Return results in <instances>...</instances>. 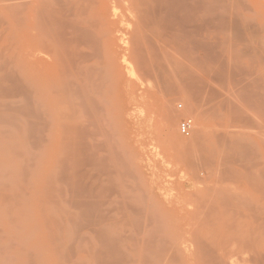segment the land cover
Wrapping results in <instances>:
<instances>
[{"label": "rangeland", "instance_id": "374dc122", "mask_svg": "<svg viewBox=\"0 0 264 264\" xmlns=\"http://www.w3.org/2000/svg\"><path fill=\"white\" fill-rule=\"evenodd\" d=\"M17 1L16 0H14V2L11 1L10 2L11 4H9V0H7V1L6 0H1L0 1V16H1L0 17V20H1L0 23L2 24V25H0L1 26L0 27V34H1V36H0V54L5 55L6 54V50L11 49V50L8 51L9 53L7 52V54L5 56L0 55V56H2V58L3 57L4 58L6 57L5 58L6 60H3V61H6V63L2 62V59H0L1 60V64L3 63L2 64V67L0 65V69L3 68L4 65L6 67L9 64V62H12V63H10V65L13 64V60L15 62L14 64H16V59H17V57H16L17 55L16 54L18 52L15 51V50L17 49L16 46L18 47L17 44H19L17 42H18V38H19V36L21 34V31H20V28L21 27H19V25H16L15 26V23H17V24L19 23L20 24L21 21L20 22H17V21L15 22V20H18V19L21 20L20 17L22 16L21 11H19L18 8H17V6H15ZM19 1H18V3H19ZM235 1L238 2L240 0H235ZM242 1H241L242 3L239 2L238 5H236L237 2H234V3H236L235 5H234V3L233 4H230L231 6L228 7L227 12L229 13V12H233L234 11V12L237 13V11H238L237 14H239L240 17L243 16L242 17V20L243 21L246 20V19L248 21V17H249L250 21H253V25H254L252 27L253 29L250 28V30L248 32L247 31H244L242 33L240 32L237 35L235 32H231V31L227 30L226 28L225 29H222V30L213 28L212 29V44H213V47H214L213 50H215V51L210 52V54L208 55V57H206L205 59L204 58H202V59L200 58L201 61L203 60L202 62L199 59H197L196 57H194V58H196L197 61H200V64H198L197 61H195L197 63V64H195V63H193L194 61L192 62V60H190V59H193L191 57L189 58V55H191L192 53L189 54V51L187 53L186 52L187 50L185 48H184V50H186V51L185 52L182 51L183 47H181L182 48L181 49L180 46H182L183 43L181 41H180L181 43L178 41L180 43V45L178 47L177 42H174V43H176V44H174V43H172V41H171L172 39H171L170 40L171 47H170V45H167L164 48H162L161 53H158V55L161 54V56L159 58V62L160 63H157V64L153 63V64H155L157 66H158V64L159 65L161 64V67L158 66L159 70L158 69L154 70V67H152L153 69H148V71L149 70L150 71L151 70L152 71H155V72H152L151 71L152 74L149 71L150 72L149 75H147V74L144 75L143 72H139L138 70H137L138 72L136 71V69H137L136 67L137 66L135 67V64H134V63H136L135 62L136 61L135 60L136 57H133L134 55L132 56L133 60H135L133 62V60H132V58L130 56V53H128L126 51V46H127V44H129L128 43L129 42L128 39H129V36H130L128 34L131 33V32H133L131 29L135 26V25L134 26H132V25L134 24V21L137 18L136 17V13L134 11H131L130 7H128L126 5H123L124 6L123 7L122 5H120L118 3H115L117 7L120 6L119 8H116L115 7V4H114L115 10H118V12L115 11L116 17L114 19H116V21L124 20V22H125L124 25L117 26V32L115 33V38H120L121 37L119 39V41L117 39L116 42L117 43L119 42L118 44L120 45V47H122L121 50H119L120 52H119V55L117 57V62L120 65L119 68H120V73H121V74H119V73L118 74L120 76H122L123 79L121 80L122 82L121 81H118L119 78H118L117 74H115V73H113V74L112 73H107V74L106 73H103V74L100 73L101 74V77L103 76L105 78V81H107L109 78L111 79V81H113L111 83L110 79L108 80V81H110L111 87L114 88L113 89V92L107 93L109 95H105L104 97H101L99 95L96 96V95L93 94L94 100L96 101V99H98L97 103L94 102L96 104V105L95 104L94 105L97 106V104L99 103L98 106H100V107H97L96 108V111H97V109L100 108L98 110V112H96L95 110H93V114H94V111H95L96 114L97 113L98 114H97L96 117H92L93 120L92 119H88L89 117L91 118V116H89L87 118L86 115H82V117L80 116L81 118L79 119L80 120L79 123H82L83 122L82 124L84 126L86 125L87 126V127L85 126L86 129H89V130H90V125L91 126L93 125L92 128H94V129H91L90 131L89 130L87 131L85 129L86 131H84L85 132L84 134L86 135V137L88 136L86 138L87 141L85 139V135H83V136L80 135V137H79V134H78V136H77L78 138H81L79 144H81V145H84L85 144L86 145V142H88V141H90V143L88 142V144H91V145H88V144L86 145L87 148H88V150H87L86 146L84 145V146H82V149L84 148V151H82V152L79 151L82 154L81 157H83V159H84L83 161H85L83 164L84 165L87 164V165H85V166H87L85 168V169H87V171L84 170L85 171L84 173H86V175L89 174V173H91V175L93 176V174H95L97 172L95 174L96 177L94 179V181L96 180L95 181L96 184H95V182H94V184L97 185V182H98V184H101L102 183L101 185L95 186L93 184V182H90V183H92L94 185V187H96L97 194H98V190L100 191L99 192L100 195L98 194L99 195V197H98V195L95 193L97 195V197H95L94 195H90L89 197H87V199H85L86 201H90V200L93 201V198H95L94 199L95 201L98 200L100 203H104V205L98 203L100 205V206H98V204H94L93 203L94 201L93 202L90 201V203L98 206L97 209L95 208L96 210H95L94 213L91 212V210H89V212L91 214H95V216L93 215V217H91L90 213L88 214L89 216H86V214L88 212L85 211V207H83L84 208V211L86 212L85 214H82V212H84V211H82V209H83L82 207H78L79 210L77 208H75L76 209L75 210L74 208H72V206L69 207V203H67L68 202V198H67V200H65L67 196H66V193H65V185H64V183L62 185L61 184L62 182H60V183L57 182L58 184L55 185L57 188L54 187L56 190L52 187V185L54 184V182H53V184H51L52 182L51 183L49 182V185L47 184L48 183L47 182L44 185V183L47 181V180H45V178L47 177L46 176V173L49 174V172H50L49 169H48V167L51 168V169L53 168L54 173L56 174L57 173V169L56 168L59 167V166H63V164H64L63 162L62 163H59L61 160L59 161V159H56V158H58L57 156L62 153V152H58V150H60V149L62 150L63 149L62 150L63 153L65 151H68V153H69V149L68 150H65L66 148H68L67 147L68 146V144H67L68 136L65 135L66 138H67L66 139L63 132L57 131V125L60 124V123H57V122L61 121V119L60 120H57V118H55V121H54V118H53V120H51V124L55 122L53 124V126H55V124L57 123V125L55 127H53L54 129L51 128V127H48L46 125H43V124L50 125V121H49V124H48L47 123L48 120L45 122L44 118H43L44 121H40L39 122L38 120H36L37 116L34 114L36 112V110L34 109L35 106H34L33 98H31V95H30V94H32L31 93V90L32 89L30 87L31 90H29V86H26L27 80H25L24 83L22 82V80H24L22 78L23 75L22 74L20 75L19 69L18 70L16 69V71H15V68H17V66L15 67L14 64H13V65H11V66H14L12 68L9 65V67L12 68V70H14V73H12L13 71H11V69L8 68V67L7 68L9 69L10 72L7 71L8 70L7 68H3L2 70H0V71H3L4 70L2 73L0 72V75L1 74H5V73L8 72L5 76H1V77H5L4 79L3 78L0 79V80H2L3 86H5V87L0 88V93L1 92H2V94L5 93V96H4V94H3V96L6 97V98H4L0 94L2 96V97H0V104L2 106H4V107H0V130H1L0 131V224L3 225V226L0 225L1 226L0 231H1L2 227H3V229H2L3 231H1L3 233L0 232V247H1L0 248L1 249L0 250V255H1L0 258H2V259H0V264H5V263L6 264H50V263L52 264V262H54L53 260H55V264H79V263L82 264L83 261H84L83 264H85L86 262H87V264H94V262H95L94 260H96V262H98V260H99V262L97 264H99V263L102 264V263L105 262L106 258H108L107 256H110L111 255L113 257V252H114L115 259H116V257H118L116 254H119V257L118 258H120V256L122 255V257H124V259L126 260V262H124V260L122 258H120L121 260H123L122 261L123 263L121 262V260H119V264H120V262L122 264H134V261L133 260L136 261L135 264H138L139 263V259H141V262L139 264H143V261L144 260H147L145 258H148V260H149V261L147 260L148 262L151 261L150 264H157V263L158 264H163V263H165V261L163 262V260L161 258L164 255V253H165L164 256L166 257V258L164 257V259H167V258H169L171 256L169 258L171 260L172 257L174 256V254L176 252H179V249L180 250H183L184 248H186V249H184L185 250V253L183 252L184 251L183 250V251H181L182 254L179 252L180 254L178 253L179 254L178 256L176 255L177 254L176 253L175 254V257H173V258L178 257L180 259L181 256H182V258L180 260L181 261L184 260V262L183 261L181 262L180 260H179L180 261L179 262L178 261V258L176 259L179 262V264L180 263L181 264H183V263L184 264H195V263L197 264V262H198V264L199 263L201 264L202 259H199V261L201 260L199 262L198 260L196 261V258L198 256H201L202 252L204 253V255L202 254L201 257L205 256V259L206 260H209V259L212 258V256H214V255H212L211 252L215 253V255L216 254L218 255V253H221V252L222 253H224V252L226 253L227 252V254H225V253L222 254L221 253L218 256L216 255L218 257V259L217 258H214V259L212 258L213 260L211 259V261H212L213 264H216V262H213V261H215V259L219 260L220 258L223 260L222 264L223 263H226L228 258L229 259H228V263L227 264H235V263H238V264H241V263L246 264L248 261H250V259L256 257V255L259 253L258 251H260L261 254H263V252H264V246H262V245L264 244V241H263L264 231L262 230V227L264 226V224H263V226L261 228L258 227V226H261L262 225L261 224L262 223V220H264V218H262V216L264 217V215H259L260 213H262V210H261V212H259L258 210H260V208H261L262 205L264 206V194H263L264 190H263V192H261L262 193V196H263L262 197L261 195H259L260 194L259 193L260 191L257 194V192L255 193L250 188H247V187L251 186L252 184H254V182L253 181L251 182L250 181V178L248 180V178L245 177V176L244 177H245V179L247 178L248 183L250 181V183H252V184H250V185L249 184H246L247 182L245 181L244 182L245 184L243 185V183L240 181L241 182L240 183V186L238 185L239 184V180H242L244 178V177L241 178V175L239 174L240 173L239 171H241V170L243 171V166L240 167L241 165H238L237 164L239 162L237 161V163H236L235 162V159L233 160L232 158H231L232 161H234L235 164L238 165V166H236L235 164H232L231 162H229L230 164H227L228 161H227L226 158H228V156H229V153H230L229 151H228V154L225 155V157L227 156L226 158H224V156L222 157L221 164L224 163L223 164V167H225L224 166L225 163L228 165V167L229 166L236 167L235 169H233L234 167H231L232 169L229 167V169H231L233 172L235 170V174L238 173V175H240V179H239V177H237L238 180L236 178H234V177L237 176V174L234 177L232 176V179H235L236 182L238 181L237 183L234 180L230 181L229 179H231V178H227V177L226 178L229 181L226 182V183L223 181V179L225 177H223L221 175V174H223L222 172H224V171L227 172L229 170L226 171L227 166H226V169L225 168L222 169L220 167L222 165H220V166L218 165L219 168L215 167L217 169H220V172H221L220 177H219V174H218L220 172L217 173V170H216V172L214 173L213 170L215 171V169H213L212 170V176L211 177L209 176L210 179L208 178V180H206L207 178L206 179H205V177L203 178L205 180V182L200 183L199 180L203 176L196 175L195 173L194 174L196 176H198L199 179L198 180L197 179H193L192 172H194V171L197 172L200 168L197 167V166L196 167L195 166L194 167L191 166V169H189V165L186 164V163H185V168H184V162L181 161L182 160V156H184V155H180L181 153L178 152L179 150L174 149L170 145V143H169L170 141H169L168 136H165L164 135V133H166V135H167V129L164 128L165 127V124L163 123L165 121H163V119H162V118L165 119V117H163L164 115L162 116V118L160 116V115L163 114L162 111H164V108H162L163 106L164 107L166 106L167 108L170 107L168 104L167 105H163L164 104V100L167 102V100H170V98L171 99L172 98H177V101H175L173 99L175 102H177L176 104L173 103L174 102L173 100H172L173 102L170 101V103H172V106L173 105L174 106L176 105L174 107V110L173 111L180 109L179 107H177L178 104H179L178 106H181L183 109H185V110H186V108L188 109V110H186V112H185V110L182 112L183 109H180L183 114H180V116L178 117V123L176 125L177 127L175 128V131L178 132L177 133L178 137L180 135L182 138H184V139L186 138L187 139V138H190L191 136H193V133H194V130H195L196 124H197V118L199 116H200L201 121L204 119L202 122L204 123L205 127L208 129L207 130L208 132H206V134L208 135L209 130L211 129V124H209V122H211V121H210V118L208 119V116H209L210 112L207 114V109H206V108H208L207 105H206V103L208 104V102L205 103V100H207V99L206 98L204 99V97H203L204 95L201 92L200 93L203 96L202 97L201 96L199 97V95H201V94L200 93L199 94L197 93L198 90L196 91L194 89V91L197 94L194 93L193 92V89H189L181 81H178L177 86L176 85H173V83H176L175 78L180 79V78H182L183 75L184 76H185V74L188 75L189 73H191L192 71H194L192 73L195 74V75L192 76V77H195L198 74L196 76L197 77L196 79H198V78L201 79V77H199V75L202 76V79H201L202 82L199 83V84H202L203 83L204 85H206V84L207 85H210V86L213 85V86H215L216 89H218V90L221 91V85L225 84V81H226L225 79L226 78L224 79V82L223 83L218 81L219 82V83H217L218 86H217V84H215V82H217V80L214 81L211 78H210V80H212L213 82L210 81V80H208V78H209L208 76L210 75V77H212V75H213V74H210L209 72L210 71H213V70L214 71L215 70L217 71V69L220 68V65H221V68L225 71V73L226 72H230V74L231 73L233 74V75L231 74L233 76V78H235V77L237 78V79L236 78L235 79L230 78V79H232L231 82L229 81L230 79H227V81H229L230 83H234V82L236 83V81H238V82L240 81L241 84L237 82V86L238 87H242V89H240V90H243V91H241V92L244 93V94L247 93L246 94V96L248 95L247 98L254 96L253 98H251V101L252 102L249 103L250 100L249 99H246L245 98L246 97L245 95L243 96V94L239 93L240 96L239 95L236 96V93H235V94H233L235 96L234 100H237L236 102L234 101L235 104L237 103L238 106H239V108L241 107V108L244 109L245 115L246 114L247 115H250V117H253L252 120L253 119L257 120V121L254 120L255 122H253V123H255V125H258L260 123L259 125H262V127L264 129V121H263L264 120V112H263L264 111V109H263L264 108V106H263L264 105V55H261L260 56L259 53L255 55L253 52H251L252 49H253L252 47H255V45H256L255 41L256 42L260 41L259 42V43H261L260 44V47L262 46L261 49L264 50V29H263L264 28V0H242ZM244 2H245V4H243ZM10 6H13V7L11 8ZM6 8H9L10 10L9 9H6ZM11 9L12 10L14 9L16 12L13 11V13H14L13 14L12 11H11ZM18 13L19 14L21 13V16ZM131 13H133V15ZM236 13H234V14H236ZM239 15H238V17H239ZM10 16H12V17H10ZM13 16H14V19H13ZM16 17H18V18H16ZM235 17H237V16H235ZM254 19H255V21H254ZM238 20L239 21H242V20H240V18H238ZM136 21H135L136 22L135 24H137L139 22L138 21V18L136 19ZM128 23H129V25H128ZM13 26H15V28ZM131 26H132V28H131ZM140 27H142V26L140 25ZM5 28H7V29H5ZM134 28H136V27H134ZM4 29H5V32L3 31ZM141 29L144 30V31H146L144 29V27L141 28ZM146 29H147L146 32L148 33V29H150V28L146 27ZM130 30H131V32H130ZM151 30H152V28H151ZM144 31H143V33H144ZM250 31H251V33H250ZM252 31H255V32L252 33ZM2 32H4L3 35H2ZM9 32H11V35H13V37L10 38L11 40L8 39V36L10 37V35H9L10 33ZM155 32L156 31H154L153 33L155 34ZM143 33H141V34H143ZM147 33H146V36L148 35ZM153 33L151 34L149 32V34H151V35H153ZM6 36H7V39L5 38ZM259 37H260V39H263V41L260 40ZM155 38L156 37H154L153 39L155 40ZM163 38L164 39H167L165 37H163ZM123 40L124 41L126 40L125 41L126 44H125V42ZM12 44H13V46H12ZM173 44L176 45V46H174ZM251 45H252V47H251ZM4 46H5V49H3ZM144 46H146V44ZM6 47L8 49H6ZM248 47L251 50H249ZM146 48H147V46H146ZM144 49L145 48H143L142 53L144 51H146ZM246 49H248V51ZM253 51H254V49H253ZM11 53H13V54H11ZM36 53H37V49L34 50V51H30V54L36 55ZM185 53L188 54V56ZM13 55H15L16 59H14L15 57L14 58L12 57V59H13L12 60V59H10V56H13ZM144 55H145V53L143 54V56ZM149 56L147 54V56L145 57V60H144L145 61L144 63H146L148 61V63H146L147 65H149L152 62V61H149V58H150ZM256 56H258V60L256 59ZM192 57H193V54H192ZM260 57H261V59H260ZM8 58H9V60H8ZM146 58H148L147 61H146ZM153 62H158V59H154ZM143 66H146V65H143ZM147 67L148 66H146V68ZM146 68H141V69L138 68V69L140 71L142 69H143V71H147ZM11 73L13 74V76H12ZM207 73H209V74L207 75ZM94 75H95L94 77L92 76V78H93L92 80H95V78L97 76H99L98 73L97 74L95 73ZM6 76H7V78H6ZM17 76H18V78H17ZM107 76H109L108 79H107ZM164 76L167 77L166 84L163 83V79L165 78ZM204 76H205V79H203ZM232 76H230V77H232ZM10 77H11V79H10ZM19 78H20V80H19ZM21 78H22V80H21ZM98 78H100V77H97L96 80ZM116 78H117V80H116ZM99 80L102 81L101 78ZM201 80H199L198 82H200ZM203 80L204 81L205 80L206 81L207 80L210 81V84H209L208 81L205 82L206 83L205 84L203 82ZM233 80H235V81H233ZM222 81H223V79H222ZM211 82H212V84H211ZM18 83L21 84L22 87L20 85H18ZM99 83H100V87H102L103 84H104V83L101 84L102 82H99L98 81V84ZM2 84L0 83V87L2 86ZM16 84L19 87H21V88H19ZM22 84L25 85V86L23 87ZM106 84L104 86H106ZM112 84H114V85L112 86ZM219 84H221L220 87H219ZM6 85H8V86H6ZM229 85H228V87H230L231 91H233V89L235 88V87L233 88V86H236V85H233V84H232L233 86L231 84H229ZM244 85H246V86H244ZM104 86L102 88V93L104 91ZM228 87H226V89L224 88L225 91L227 89H229ZM3 88H4V90H3ZM9 88H10V90H9ZM11 88L12 89L17 88V90L14 89V91H13ZM22 88L24 90H22ZM19 89H20V93L25 95L24 96L25 98H23L22 95L19 94V92H18ZM105 89H108V87L106 86ZM5 90L7 92H5ZM21 90H22V92H21ZM234 90L236 91V88ZM237 90L239 91V89H237ZM110 91H111V89H110ZM235 91H233V92H235ZM26 92H27V95H30V100H27L28 103L25 101V99L28 98L27 95H26ZM257 93H258V95H257ZM6 94H8L9 97ZM195 94H196V96H195ZM250 94H251V96H250ZM241 95H242L243 98L241 97ZM260 95H261V97H259ZM12 96H14V97H12ZM16 96H18V97H16ZM105 97H106V99H104ZM103 99H104V101H103ZM201 99H203L204 101L201 100ZM254 99H256V100H254ZM23 100L25 101V105L23 103ZM14 101H15V104H14ZM6 102H7L8 105L6 104ZM10 102H12L13 104H11ZM30 102H31V104L33 106V107L31 106V108H33L34 111H35L34 113H32L33 112L32 111L33 109L30 110V111H28L30 109V107H29L30 106L29 105ZM260 102L262 103L261 106L259 104ZM26 104H27V106H26ZM209 104H210V102H209ZM8 106H9V110H8ZM17 106L18 107L20 106V107L18 108ZM22 106L23 107L25 106L26 108L23 109ZM208 106H210V105H208ZM21 107H22V109H21ZM28 107H29V109H28ZM101 107H102V109H101ZM175 108H178V109H175ZM239 108L237 107V109H239ZM14 109H16V110H14ZM258 109H259L260 113H259ZM241 110L242 109H240V111ZM252 110H253V112H252ZM16 111H17V113H16ZM21 111L23 113L26 112V114H28V112H31V111L32 112L29 113V116L26 118L27 115L23 114ZM203 111H206V112H204V113H206L204 115H208V116H206L207 119L206 118H203V119L201 118V117H205V116H201V114H203L201 112H203ZM100 113H101V115H100ZM30 114H31V118L33 117L32 114H34L36 116L35 118L33 117V119H32L33 121L35 119V122L37 121L38 124H40L42 126H46L45 128L46 129L49 128L48 130H50V132L49 131H46L45 132L46 129L43 130V131L41 129L39 130V129L36 128V127H39V125L37 123H36L37 125L34 124L35 125V127H34L31 124L32 121H27V119L28 120L31 119L30 118ZM175 114L178 115L179 112H177V113L175 112ZM260 114H263V115H260ZM15 115H16V118L18 116V119H20V120L14 121V119H16V118H14L13 116H15ZM242 115L246 118V116L243 114V110H242ZM8 118H10L11 119L10 121H12V122H9L7 120ZM78 118H76V119H78ZM3 119L7 120L8 123H12V124H9L8 125ZM39 119H41V118H39ZM82 119H83V121H82ZM185 120H191V122H192V130H191L190 135L188 137L182 136L180 134V132H179V126ZM207 120H208V122H207ZM2 121H4L5 123L3 122V124H2ZM91 121H92V123H91ZM14 122H15V124L17 123L18 125L16 126L15 124H13ZM27 122H31V123H29V124H31L29 127L32 126L31 128H34V129L36 128L34 130V132H31V131H33L31 129H30L31 131L29 132L30 135L31 136L34 135L35 138H34V136L32 138L29 134H27L28 131L26 133L25 130H28L29 129V127L26 129L27 125H29ZM35 122H33V123H35ZM62 122H63V120H62ZM256 122L257 123L259 122V123L257 124ZM25 123H26V125H25ZM87 123H89V125ZM88 126H89V128H88ZM160 126H161V129H160ZM248 127L245 126V128H248ZM240 128L239 129L237 128L236 130L239 131ZM242 128H243L242 130L245 131V134H247L246 136L244 135L246 137V138H244L245 140L247 139V137L248 138L249 137H256L255 136V133H251V132H253L252 130L255 129V126L252 127V125H251V128L250 127L248 128V131H250V133L248 131H246L244 129V127H242ZM249 129H252V130H249ZM37 130L40 131V133L42 134V137H43V140H42L43 142H40L41 143L40 145H39V143L38 144L34 143V141L35 142H39V139L41 138L40 137V134L38 135ZM163 131H165V132H163ZM243 131H240V133L241 132L242 133H241V135L239 137H242V138L244 137L243 136ZM262 131H264V130H262ZM262 131H261V133L264 134V132H262ZM43 132H45V133H43ZM59 132L60 133H63V135L61 137L64 136V138H62L61 145L63 146V143H64V147L60 146V144H59L60 143L59 140H61V138H60V135L61 134H58ZM87 132H88L89 135L87 134ZM24 133H26V134H24ZM261 133H260V136L263 135V134L261 135ZM80 134H82V133H80ZM248 134L249 135L252 134V135L249 136ZM93 135L95 137H93ZM28 136H30V137H28ZM260 136H259V139H261ZM181 137H179V138H181ZM91 139H92V141H91ZM262 139H264V138H262ZM81 140H83L82 141L83 143L81 142ZM64 141L66 142V144H65ZM242 142L245 143V141H243V139H242ZM263 142H264V140H263ZM33 143L36 144V145H38V146L36 147V145H34ZM54 144H56V145H54ZM65 145H67V146L65 147ZM92 145H94V146H92ZM198 147L199 146H197V148ZM89 148H90V150H89ZM197 148H194V149L198 150ZM199 148H200L199 151L201 153L203 151V149H201L202 146H200ZM194 149H192V151ZM79 150H81V149L79 148ZM196 150L193 151V155L194 156H195V153L194 152H196ZM89 151L90 152L93 151V153L90 154ZM192 151H191V153H192ZM208 152L207 151L204 152L205 154L202 153L203 154L202 157H200V155H201L200 153H196V154H200L199 155L200 158L198 157V155L195 156V157H197V159L200 160L201 158L203 159V157L205 155V157L208 156L209 159H210L212 157V155H211V153H208ZM68 153L65 152V155L64 154L63 155L64 156L69 155ZM83 153H85V154H83ZM50 154L51 155L54 154V155L51 156ZM87 154H88L89 157L88 156H84V155H87ZM94 156H95V159L94 160L97 161V162H95V164H93L94 161L92 160L94 158ZM49 157H51V160H50ZM62 157H61V159H62ZM85 157H87L89 159L91 158V160H87V158L85 160ZM97 157H98V159H97ZM41 158H43V160ZM53 158H54V160H52ZM63 158H65V157H63ZM100 158H101V160H100ZM185 158H187V157H185ZM44 159H45V161H44ZM55 159L58 161L59 164L56 162V164H55L56 167H53V165H54L53 163H55ZM193 159L195 161V158H193ZM197 159H196V161H197ZM206 159H207V157L205 158V160ZM224 159H226V161ZM231 159H230V161H231ZM41 160H42V162H41ZM184 160H187V159H183V161ZM261 160H262V158H261ZM101 161H102V163L99 164V162H101ZM260 161L259 162H256V163H259L260 164L261 162H263L262 164H264V159L261 162ZM89 162H92V164L91 163L89 164ZM185 162H187V161H185ZM201 162H204V159ZM49 164H50V166H49ZM84 165H83V169L85 167ZM255 165L258 166L257 164H255ZM260 165H259V168L261 167V171L259 170L258 167L256 168V166L255 167H252V168H255L256 170L262 172V168H263L262 166L263 165H261V166ZM88 166H92L93 168L92 167L89 168ZM95 166H97V168ZM202 166H205V165H201V167ZM207 166L208 165H206V167ZM206 167L205 168L202 167L203 169L201 168L202 170L200 169L201 171L199 170L198 172L200 174H202L205 171L204 172L205 175L203 174L204 176H207V174L211 175L210 174L211 173V170H208ZM39 168H41V169H39ZM63 168H65V167H63ZM104 168L106 170H104ZM186 168L189 169V170L187 169V172L184 171ZM252 168L250 167L249 169H246V168H244V169L246 171L249 170V172H250V169L253 170ZM55 169H56V172H55ZM88 169H89V172H88ZM192 169H194V170H192ZM41 170L43 171V173L41 172ZM53 170H52V172H53ZM100 170H101V172H100ZM191 170H192V172H191ZM231 170H230V172H231ZM254 170H253V172L255 174V171L256 170L255 171ZM263 170H264V168H263ZM44 171H46V172H44ZM188 171H189V173H188ZM206 171H207V174H206ZM208 171H210V172H208ZM258 171H256L257 172L256 173L257 177L256 176L255 177L258 178V179L260 177L261 178H264L263 177L264 174H263V176L262 175L260 176V174H262L264 172L258 173ZM93 172H95V173H93ZM225 172H224L223 175L228 176V174H230L228 172L226 174ZM39 173H41V176H40ZM102 173H103V175H102ZM252 173H250V174H252ZM232 174H234V173H232ZM241 174L243 175V173H241ZM246 174H247V172H246ZM250 174L248 173V175H250ZM258 174H259L260 177H258ZM182 175H183V177H182ZM244 175H245V172H244ZM50 176L51 175H49V177H47L46 179L51 178ZM110 176H112V177L110 178ZM43 177H44V179H43ZM55 177H56V175H55ZM97 177H99V178H97ZM53 178L54 177H52V180L51 179L50 180L53 181L54 180ZM216 178L217 179L219 178L218 179L219 180L218 182H217V179ZM256 178H255L254 181L257 180ZM108 179H110V180H108ZM215 179H216V181H215ZM35 180L38 181V183H36ZM40 180H41V182H40ZM44 180H45V182H44ZM196 181L197 182L199 181V182L197 183ZM259 181H262V183L261 182L258 183V180H257V183L258 184H260V185L263 184L261 187H259V189H261L262 187L264 188V181H263V179L262 180H259ZM33 182H35V183L32 184ZM99 182H101V183H99ZM201 182H202V180H201ZM229 182H230V184L232 183V185L235 183L236 184L235 185L236 186V189L234 188L235 187L234 185L233 186L231 185L234 188L233 189L229 185ZM90 183H88V184H90ZM217 183H219V184H217ZM39 184H41V186L44 185V187L42 188L41 186H39ZM50 184H51V187L53 189L50 188ZM103 184H104V186H103ZM195 184L196 185L197 184L200 185V187H198V185L196 187ZM110 185H111V187H110ZM212 185H213V187H212ZM214 185L215 186H218L219 189L222 187L223 190L221 189V191H224V192H223L222 196H220V197H222V199H224V197L227 196V197H225V200H226V198H228V200H230V202H231L230 203L228 201V203H230L228 205L233 204V205H231V207H229V210L232 209V206H235L234 209H232V210H234V213L233 214H231L232 213V210H230L229 212H227L226 211V208H224L225 205H227V203L223 202L222 205H224V207L223 206H219V205H221L222 202L220 201V198H218V200H216V199H217V196L218 195H221V194H219L221 191H219V193L217 195V193H216L215 190H217L218 188L215 189V186ZM247 185H249V186H247ZM99 186H102V187H99ZM209 186H211L212 189H215V190H212L211 187L208 189ZM228 186H230V188ZM40 187H41V189H43V191L40 189ZM104 187L106 189H104ZM252 187H253L254 190L257 189L256 188V185L251 186V188ZM97 188H101L102 190L97 189ZM231 188H232V190H231ZM210 189L213 192L215 191V193H213ZM238 189H239V191L240 190L242 191L240 193L242 194L243 197L245 195H246L245 197L248 196V198H245L244 197L246 200L248 199L247 200L248 202L245 199H243V198H239V196L237 194L238 193V191H237ZM38 190H41V191H38ZM198 190H200V191H198ZM207 190H209V191H207ZM234 190H236L237 193H235L236 191H234ZM108 191H109V194L107 193ZM231 191H233L232 192L233 194L235 193L234 194V197H236L235 198V199H237L236 201L233 200V198H234L233 196H232L233 197L232 199L230 198L231 196H228V195H232L231 194ZM37 192H38V194H37ZM207 192H209L210 195L207 194ZM34 193L37 194V198L34 195ZM105 193L107 194V196H106ZM120 193L121 194L123 193V194L121 195ZM191 193L195 197H196V195L198 197H200V196L201 197L200 198H197L196 197V199H195V197L193 198V196L192 197L190 196V195H192ZM204 193L207 194L208 197L210 196L209 198H211V199H209L207 196H205L206 199H209L211 201L213 199V201H212L213 203H211V201H210L209 204H211L212 208H214V207H216V208L215 209H212V211L210 209L211 207L208 206L209 204H207V206L209 207L208 211L205 210L207 208V206H206V208L204 206V209L202 208L203 205H205L206 203L205 204H201L200 203V205H202V207L200 209H198L199 208V203L197 201L198 200H201L204 197V195H205ZM211 193L214 194V195L216 194V196H214V197H216L215 200H214V198L211 197V196H213ZM244 193H245V195H244ZM104 195H105V198H104ZM110 195H111V197L112 196L113 197L111 198ZM118 195H119V197H118ZM223 195H224V197H223ZM249 195H250V197H249ZM50 196H51V199L53 201L50 199ZM259 196H260V198H259ZM251 197H252V199H249ZM89 198H92V199H89ZM96 198H99V199H96ZM189 198H190L191 201H189ZM254 198H257L258 201L255 200ZM203 199H205V198H203ZM105 200L108 201L109 203L106 202ZM184 200H185V202H184ZM249 200H254V204H255L254 206L256 207V209L255 210L253 209L254 210L253 211L252 208H251L250 210H252L253 212L258 211V212H255V213L251 212L253 215H256V217L257 216H260L259 218H256L255 217V219H258V221L256 220L258 224L256 223L255 219H254V221H255V224H254V222H253V218L254 217L253 216H250L248 214L249 213V211H248L249 207H253V206H249V204L253 205V202L252 201H249ZM65 201H67V202H65ZM202 201H203L202 203H204L206 200L205 201L202 200ZM217 201L218 202L220 201L219 202L220 204ZM237 201L240 203V205H239V203L238 204L236 203ZM242 201H244L245 203L247 202V204H245V205H247L248 208L246 206H242L243 205L242 204ZM256 201L259 202V203H257ZM126 202H127V204H126ZM196 202L198 204H196ZM199 202H201V201H199ZM208 202L209 201H207V203ZM96 203H97V201H96ZM111 203H113L114 205L111 204ZM117 203L120 204V205H118ZM128 203L130 205H128ZM133 204H135V205H133ZM189 204H191L190 207H189ZM258 204H260V205L262 204V205L261 206L260 205L258 206ZM126 205H128L129 207H127ZM90 206L91 205H89L88 207H90ZM141 206H142V209H141ZM195 207H196V211L199 212L198 213L199 215H197V212L194 213ZM217 207H220V208H217ZM244 207H245V209H247V211L243 209ZM80 208H81V211L82 212H80ZM98 208H100V209L102 208L101 210H103L102 211L103 213L100 212ZM125 208H127L126 211H125ZM221 208L222 209L224 208L223 210L226 211V212L224 211L226 213V215H228V213H229L231 215L230 216L231 218H232V215H233V217L236 216L235 218H232L233 220L235 219L236 222L233 221L232 219L230 220L229 219L230 217L229 216H226L225 213L223 212V210L221 212ZM263 208L264 207H262L261 209H263ZM86 209H88V208H86ZM91 209H94V208L91 207ZM144 209H145V211H144ZM235 209L238 210V211H240V210L243 211V212H241V213H243L241 217L245 221H243V220L241 221V217L238 215V214L241 215V213H239L237 211V213L235 214V211H236ZM122 210H123V212H122ZM213 210H215V211L216 210H219L220 213H218V211H216V213H215V211H213ZM227 210H228V207H227ZM98 211L100 213H102V214H99L102 217L99 216L98 218H95V217H97L96 216L97 213H99ZM210 211H211V213H210ZM72 212L74 214H76V215H74ZM106 213L108 214L107 216H106ZM135 213H136V215H135ZM193 213H194L195 217H194ZM205 213H206V215L203 216V214H205ZM207 213H208V215H207ZM103 214L107 218L111 215L108 218V219H110V221H108V219H107V222L108 223L107 222L103 223L105 221V217L103 216ZM210 214L212 215V219H210L211 218V215ZM218 214H220V216ZM223 214L226 217H223ZM70 216L71 217H74L75 216L74 217L75 218V222L73 221L74 218H72V220H71L72 222H70V219H71ZM85 216H86V218H85ZM199 216H202L203 217V220L201 219L202 217L199 218ZM207 216H209V217H207ZM237 216H238V218H237ZM243 216H246L249 220L246 219ZM13 217H14V219L16 218L15 220H17V221L14 220L16 222V224L11 219ZM68 217H70V219H67ZM82 217L85 218V221L87 222V224H86L87 226L90 225V223H92V225H90L89 227H87L85 225L86 222L84 221V219ZM103 217H104V221L102 222V218ZM136 217L138 218V220H136L137 219ZM206 217L208 219H206ZM218 217L219 218L221 217V220L222 221L220 219H218ZM227 217H228V220H227ZM251 217H253V218L251 219ZM77 218H79V220ZM87 218H88V220H87ZM93 218H95V219H93ZM121 218L124 219V220L122 221ZM127 218H128V220H127ZM148 218H149V220H148ZM153 218H154V220H152ZM204 218L207 220L206 222H205V219ZM261 218H262V220H261ZM10 219H11L12 222L10 221ZM50 219H51V221H49L50 222V224H49L48 220H50ZM90 219H92L94 222L92 220H91V222H88V221H90ZM97 219H98V221L101 219L100 221L102 223L99 222L98 223L99 224L98 227L97 226L93 227L94 225H98L97 223L94 224L97 221ZM111 219H113L112 220L113 222H111ZM209 219L210 220H213L212 222H214V220H215L216 222L213 223V224L215 226L216 223H217V226L218 227L215 226V228H214L213 226H211V223L212 222L210 223V220ZM224 219H226L227 221L230 220V222H227L226 221L227 223H225V220ZM32 220H33V222H31ZM80 220L82 221V223H81ZM125 220H127V221H125ZM129 220H131V221H129ZM218 220H220V221H218ZM238 220L240 221L239 223L241 224V226H243V224H245V226L241 227L240 224H237L238 223ZM259 220L261 221V223H260ZM34 221H36V222L34 223ZM44 221H45V223H44ZM76 221L77 222L79 221V224H78V227L79 228L77 227V225H75L77 223ZM249 221H251V222H249ZM122 222H123V224L121 225ZM129 222L132 223V225L129 224ZM204 222H205V224H204ZM234 222H235V224H237L235 226L238 228V229L236 228V230H238V232L235 230V228H234V231L233 232L231 231L233 229V228H231L233 225L230 227L231 229L228 228L229 226L227 227L228 229H230V233L228 232L229 230H227V228H226V230H227V233H229L227 235L228 237H230L229 235L232 234L231 235L232 236V239L234 238V240H236V239L237 240L235 242L234 240H232L230 238L231 239L230 241L227 240L229 242H226L225 241L226 245H227V243H230V242H233L235 245H238L237 242H241L242 241V243H243V241H246L247 238L249 239V238L252 237L251 238V240H252L251 244L253 243L252 248H254V250L250 247L251 244L250 243L247 244L246 242L245 243L247 245L244 244V243L240 245V243H239V246H241L240 247L241 249H242V247H246V246H249L250 247V250L248 248L249 251L248 250H245L247 248H244L245 252L242 249L245 254L242 253V250L240 248H239L240 249L239 250L237 246H236L237 247V249H236L235 245H234V247L232 246L233 247L232 250H227L225 248V247H228V249H229V244H228V246H225V244H223L224 242H221L220 241V239L223 238V235L225 236L227 234L226 231H222V230H225V227L228 224L231 225V223H234ZM71 223H75L74 226H73V224L71 225ZM80 223H81V225H80ZM83 223H84V226H86V228L83 227ZM111 223H113L114 226H111ZM141 223H142L143 226L139 227L141 225ZM219 223L222 224V225H220ZM250 223H251V225H250ZM259 223H260V225H259ZM44 224H45V226H44ZM47 224H49V226L52 228V229L50 228L51 231L46 228V227H49ZM51 224H52V226H51ZM200 224L201 225L203 224V225L201 226ZM36 225H37V228H36ZM55 225H56V227H55ZM57 225H58V227H60V225H61L60 228L62 230H60V228L58 229ZM79 225L82 226L83 229H81V227ZM104 225H106V226H104ZM147 225H149V226H147ZM197 225L198 226L200 225L202 228L201 227H198ZM219 225L222 227L221 228L222 230L220 229ZM246 225H248V227L250 226L249 229L251 230V232H248L247 229H245L247 227ZM254 225L255 226L257 225L255 227V229H256L255 231H253V226ZM72 226L74 228H76V227L77 228L74 229ZM133 226L135 227V229H134ZM62 227H64V228H62ZM157 227H159V229L161 231ZM100 228H101V231H100ZM102 228H105L104 230H106V231H104V233L102 231ZM114 228H115V230H114ZM139 228H141V229H139ZM168 228H171V229H168ZM198 228H200V229H198ZM218 228H219V230L221 232H219ZM79 229H81V230H79ZM89 229L90 230L92 229V231H95V233L94 232L92 233ZM96 229L99 230V231H96ZM127 229L129 230V232H131V234L130 233H127L128 232ZM209 229H210V231H211V229H214L215 232L218 230V232H216V233L214 232L215 237L219 236V234H220V236L223 233H225V234H223L221 236V238L219 236L218 239H217L218 241L216 240L215 242H213L214 235H213V232H210L213 235L211 237L210 233H208L209 232ZM260 229L262 230V233L263 234H261V232H259V231H261ZM4 230H5V232H4ZM117 230L119 232H117ZM239 230H240V233H239ZM245 230L247 231V233L245 232ZM73 231H75L74 233H77L76 235H78V233L80 232L79 235H78V238L75 236V234L73 233ZM76 231H78V232H76ZM191 232H192V234H191ZM200 232H201V234H200ZM235 232H237V233H235ZM47 233H48V236L51 234L50 235L51 237L56 235L55 236L56 238L54 240H52L51 238H49L47 236ZM115 233H116V235H115ZM151 233H153V234H151ZM217 233H218V235H217ZM22 234L23 235L25 234L24 236H27V237H24ZM72 234H73V236H72ZM94 234H97V235H94ZM167 234H169V235H167ZM197 234H198V240H201L202 242L203 241L206 242L209 239L208 241L211 240V243L212 242L213 243H216L215 244L216 246H215L214 244H211L209 242H206V243L211 244L209 246L208 244L206 245L204 242H203L204 244L202 242H200V243L199 242L198 243L196 242L197 244L200 245V247H202V246L205 247V245H206V247L208 246L207 247V250H209L210 247L212 246L213 248L212 247L211 248L214 251H211L212 250L211 249V250H209L210 252H207V250H204L202 248H199V245H197L198 246V249L194 250V248H197V246L195 247V244L196 243L194 242L197 239L196 238L197 237ZM233 234L235 235V237L233 236ZM254 234H257V236L255 235V238H254ZM118 235H120L121 237L118 236ZM148 235H149V238H148ZM152 235H154V236H152ZM188 235H190V236H188ZM194 235H196V237H194ZM205 235L207 237H209V236L210 237L207 238ZM15 236L18 237V238H16ZM74 236L76 237V239H73ZM96 236H97V238H96ZM102 236H104L103 238L106 241L109 240L108 241L109 243H110V241L113 242L114 239H116V240H114V243L108 244V242L106 243L105 240H103L102 238L101 239H98L99 237H102ZM114 236H115V238H114ZM227 236H226V238H228ZM245 236H246V240H243V239H245L244 238ZM23 237L27 241H25ZM80 237L81 238L84 237V238L80 239ZM106 237H107V239H106ZM199 237H201L204 240L199 239ZM256 237H258V240L257 241L255 240ZM2 238H6L5 240H7V241H5ZM14 238H16V239H14ZM109 238H112V239H109ZM143 238H144V240L146 242L143 240ZM159 239L161 240V242H160ZM171 239L172 240L175 239V241H177L179 239V241L178 242H175V241H172ZM223 239H221V240L224 241L225 239L224 240ZM239 239H240V241H238ZM99 240H101V241H99ZM198 240H196V241H198ZM115 242H116V244H115ZM118 242H119V244H118ZM143 242H144V244H143ZM147 242H149V243L147 244ZM153 242H154V244H153ZM169 242H170V244H169ZM174 242H175V244H173ZM249 242H250V240H249ZM257 242H259V243H257ZM262 242H263V244H262ZM9 243L12 244V246ZM103 243L105 244V246L106 245H109L108 248L110 247L109 248L110 250L108 248H104L105 246H104ZM135 243H137L138 246ZM192 243H194V244H192ZM13 244H16V245H13ZM201 244H203V245H201ZM220 244H221V246L224 245V249H223V247L220 246ZM7 245H9V246H7ZM69 245H71V246H69ZM161 245H163V246H161ZM230 245H232V243H230ZM243 245H246V246H243ZM259 245H260V247H259ZM101 246H102V248H101ZM148 246H149V248H148ZM173 246H174V248H172V249H175L176 248L175 249L176 250L175 252H174V250H171L170 249ZM175 246H177V247H175ZM70 247H73V248H70ZM78 247H79V249H78ZM151 247H152V249H151ZM214 247H215L216 250L214 249ZM232 247H230V248H232ZM2 248H3V250H2ZM7 248L8 249L10 248V249L8 250ZM100 248H101V250H100ZM162 248H163V250H162ZM167 248L170 249L169 252L166 251ZM192 248H193V250H192ZM83 249H84V251H83ZM86 249H87V251H86ZM89 249H90V251H89ZM187 249H189V250L186 251ZM199 249H201L202 251L201 252H197V251H200ZM235 249L237 251L238 250L240 251V256L237 255L238 260L236 258H233L235 255L234 256L232 255L233 257L230 256L231 258L230 257L227 258V255L229 256V253L232 254L231 251H234L235 252L233 254H239L238 253L239 251L236 252ZM56 250H58V251H56ZM67 250H70L71 252L70 251H67ZM91 250H93V251H91ZM98 250H99L100 253H102V252L104 253V251L106 253L107 250L110 253L107 256L105 254V258L103 256V258L105 259L104 260L102 258V256H101V254L99 252H97ZM119 250L122 251V253H120ZM217 250L220 251V252H217ZM66 251L67 252H70L71 254L70 253H67ZM116 251H117V253H115ZM143 251H144V253H143ZM163 251H165V252L163 253ZM171 251H173L174 254ZM194 251H196V253L198 255ZM252 251H256L255 254L254 253H251ZM93 252H94V254H93ZM153 252H155V253H153ZM190 252H191V254H194L195 257H192V258H195V261L192 258H191V260H193V261H191L190 259L187 258V255ZM247 252L250 253V254H248ZM90 253H92V255H89ZM95 253L97 254V256H95L96 255ZM103 253H102V255H103ZM169 253H171L173 256L172 255H169ZM205 253H210L212 255V256H210L211 258H208L210 254H205ZM152 254H154V255H152ZM155 254L157 256H155ZM252 254H254L255 256L252 255ZM261 254L259 253L258 255H261ZM140 255L141 256L143 255L142 258L145 256L144 257V260H142V258H141ZM166 255H169V256H166ZM92 256H93L94 259L91 258ZM94 256L97 257L98 259L95 258ZM139 256H140V258H139ZM151 256H152V258H151ZM159 256H161V257H159ZM251 256H252V258H251ZM263 256H264V254H263ZM112 257L110 259H113L114 258V257L113 258ZM154 257H155V259H154ZM156 257L157 258L159 257L158 259L159 260L161 259L162 260L161 261L162 263L161 262L159 263L158 261L156 262V260H157ZM190 257H191V255H190ZM246 258H247V260H246L247 262L245 261ZM5 259H7V260H5ZM110 259L108 258V260H106V263H104V264H107V262L108 263L110 262V264H112L113 262H118V261H115L114 259L110 261ZM127 259H128V261L130 263L129 262L127 263ZM230 259H232V262H229ZM102 260H103V262H102ZM131 260H132V262H131ZM172 260L174 261V264H178L177 261H175L174 259H172ZM235 260H236V262L234 263L233 261H235ZM243 260L246 263L243 262ZM166 261H168V259ZM173 261H172V263H173ZM211 261H209V262H211ZM224 261H226V262H224ZM56 262H58V263H56ZM168 262H170V261H168ZM190 262H194V263H190ZM204 262L206 264V261L205 260H203V263ZM209 262H208V264H212V263H209ZM217 262H219V261H217ZM239 262H241V263H239ZM253 262L254 263H249L248 262V264H255V263H257V262H255V258L253 259ZM146 263L147 262L145 261L144 264H146ZM113 264H115V263H113ZM166 264H169V263L166 262ZM257 264H262V263H259L258 262Z\"/></svg>", "mask_w": 264, "mask_h": 264}, {"label": "bare ground", "instance_id": "6f19581e", "mask_svg": "<svg viewBox=\"0 0 264 264\" xmlns=\"http://www.w3.org/2000/svg\"><path fill=\"white\" fill-rule=\"evenodd\" d=\"M1 1V0H0ZM7 1V0H6ZM14 2V0H9V4H11L10 2ZM17 1V0H16ZM19 1V0H18ZM18 1L16 2V5L15 6H17V8H18V10L19 11H21V13H22V16H21V13L19 14L21 17V20H15V22L17 21V22H20L21 21V23L19 24H17V23H15V26L16 25H19V27H21L20 28V31H21V34H20V36H19V38H18V42L17 43H19V44H17L18 45V47L16 46V48L18 49H16L15 51H17L15 54L17 55L16 57H17V59H16V57H15V55H13V56H10V59H12V57L14 58V59H16V64H14L15 62H14V60H13V64H14V66L16 67L17 66V68H15V71H16V69L18 70L19 69V71H20V75L22 74L23 75V79L24 80H22V78H21V80H22V82L24 83L25 82V80H27V84H26V86H29V90H31V93L33 94H30L31 95V98H33V102H34V106H35V110H36V112L34 111V109L33 108H31V106H32V104H31V102H30V109H29V107H28V111H30V110H32L31 112L32 113H34L36 116H37V118H36V120H38L39 122L40 121H44L45 120V122L48 120V124H49V121H50V125H47V124H43V125H46V126H48V127H51V128H53V127H55L56 125H57V123H60V124H58L57 125V131H61V132H63L64 133V136L65 135H67L68 136V140H67V144H68V146L67 145H65V147L67 146L68 148H64L65 150H68L69 149V153H68V151H65V152H67L69 155H66V156H64L65 155V152L63 153V149L60 151V150H58V152H62L61 154H59L57 157L58 158H56V159H59V163H64L63 164V166H59V167H57L56 169H57V173L55 174L54 173V170H53V168L51 169V168H49L48 166V169H49V174L48 173H46V176L47 177H49V175H51L50 177L51 178H48V179H46L45 178V180H47L46 182H45V180H44V185L47 183L48 185H49V182L51 183V184H53V182H54V184L52 185V187L54 188H57L55 185H57L58 183L57 182H62L61 184L63 185V183H64V185H65V193H66V199L65 200H67V198H68V202L67 201H65V202H67V203H69V207L70 206H72V208H77L78 210H79V208L78 207H85V211L86 212H88L87 214H86V216H89L88 214L90 213L89 212V210H91V212H95V210L97 209V207L98 206H100L99 204H102V205H104V203H100L98 200H96L97 201V203H96V201L94 200L95 198H93L94 196L95 197H97V195L99 194L100 195V191L98 190V194H97V190H96V187H94V185L96 184V180L94 181V179H95V177H96V173L95 172H93V173H95V174H93V176L91 175V173H89V174H87L86 175V173H84L85 171H87V169H85L87 166H85V165H87V164H83L85 161H83L84 159H83V157H81L82 156V154L80 153V152H82V151H84V148L82 149V146H84V145H81V144H79V142H80V139L81 138H78L77 136H78V134H79V137H80V135L81 136H83V135H85L84 133V131H88L89 129H86V127L82 124V123H79V119L82 117V115H86V117L88 118L89 116H91V118L89 117L88 119H92V117H96L97 116V114L95 113V111H96V108L97 107H100V106H98L99 105V103L97 104V106H95L96 104L94 103V102H96L97 103V101H98V99H96V101L94 100V97H93V94L94 95H99V96H101V97H104L105 95H109V94H107V93H110V92H113V87H111V85H110V81H111V79H110V81H108L109 79H108V77L109 76H107V81H105V78L102 76L101 77V74H103V73H115V74H117V76H118V78H119V80L118 81H121L122 79H123V77L122 76H120L119 74H121L120 73V68H119V64H118V62H117V57H118V55H119V50H121V48L122 47H120V45L116 42V40L118 39V41H119V39L121 38H115V33L117 32V26H121V25H124L125 24V22H124V20H120V21H116V19H114L115 17H116V13H115V11H117L118 12V10H115V7L116 8H119L120 6H116V4L115 3H118V4H120V5H126V6H128V7H130V9H131V11H134L135 13H136V17L138 18V23L137 24H135L137 21H136V19H135V21H134V24L132 25V26H134V27H136V28H132V26H131V30L133 31V32H131V30H130V32L131 33H129L128 35H130L129 36V39H128V43L130 44H127V46H126V51L128 52V53H130V56H131V58H132V56L133 57H136V61L135 60H133V58H132V60H133V62L135 61L136 63H134L135 64V67L137 68H135L136 69V71L138 70L139 72H143V74L145 75V74H147V75H149V73L152 71H148V69H153L152 67H154V70H156V69H158L159 70V68H158V66H160L161 67V64L159 65L158 64V66L157 65H155V64H157V63H160L159 62V58H160V56H161V54L160 55H158V53H161V51H162V48H164L165 46H167V45H170V40L172 41V43H174V42H177V45H178V47H179V45H180V43L182 42L183 44H182V46H180V48L181 47H183V49H182V51H186L187 53H188V51H189V54L190 53H192L193 54V57H192V54L191 55H189V58L191 57V58H193V59H190V60H192V62L193 63H195V64H200V61H201V59L202 58H206V57H208V55L210 54V52H212V51H215V50H213V44H212V29L213 28H216V29H220V30H222V29H227V30H229V31H231V32H235L237 35L241 32H244V31H249L250 30V28H252L254 25H253V21H250V19H249V17H248V21H247V19L246 20H242V17L243 16H241L240 17V15L239 14H237L238 13V11H237V13L236 12H227V9H228V7H230L231 5L230 4H233L234 2H237V1H235V0H20L19 1V3H18ZM242 0H240V1H238L237 2V4L236 3H234V5L236 4V5H238V3L239 2H241ZM243 2V1H242ZM241 2V3H242ZM7 3V2H6ZM122 3V4H121ZM240 3V4H241ZM4 4V3H3ZM114 4H115V7H114ZM117 4V5H118ZM243 4H245V2L243 3ZM216 5V6H215ZM11 8L13 7V6H10ZM124 7V6H123ZM122 8V7H121ZM6 9H9V8H6ZM129 9V8H128ZM10 10V9H9ZM8 10V11H9ZM11 11H12V13H13V11H15L14 9L12 10L11 9ZM16 12V11H15ZM234 13H236V14H234ZM240 13V12H239ZM11 14V13H10ZM14 14V13H13ZM16 14V13H15ZM132 15H133V13H131ZM17 15V14H16ZM238 15H239V17H238ZM18 16V15H17ZM235 16H237V17H235ZM1 17V16H0ZM10 17H12V16H10ZM134 17V16H133ZM16 18H18V17H16ZM238 18H240V20H242V21H239L238 20ZM245 18V17H244ZM13 19H14V16H13ZM253 20V19H252ZM1 21V20H0ZM254 21H255V19H254ZM140 23V24H139ZM255 23V22H254ZM131 24V23H130ZM0 25H2L1 23H0ZM128 25H129V23H128ZM127 25V26H128ZM140 25L142 26V27H140ZM261 25V24H260ZM15 26H13L14 28H15ZM139 26V27H138ZM150 26V27H149ZM1 27V26H0ZM18 27V26H17ZM130 27V26H129ZM144 27V29L147 31V29H146V27H148V28H150V29H148V33L146 32V31H144V30H142L141 28H143ZM262 27V26H261ZM151 28H152V30H151ZM263 28V27H262ZM5 29H7V28H5ZM5 29L3 30L4 32H5ZM135 29V30H134ZM142 31H141V30ZM253 29V28H252ZM264 29V28H263ZM150 30V31H149ZM162 30V31H161ZM13 31V30H12ZM141 31V32H140ZM143 31H144V33H143ZM154 31H156L155 32V34L153 33ZM4 32H2V35H3V33ZM149 32L152 34L153 33V35H151V34H149ZM255 31H252V33H254ZM10 34V37L8 36V39H10V38H12L13 37V35H11V32H9ZM141 33H143V34H141ZM146 33L148 34L147 36H146ZM250 33H251V31H250ZM0 36H1V34H0ZM152 36V37H151ZM18 37V36H17ZM154 37H156L155 38V40L153 39ZM163 37H165V38H167V39H164ZM6 39H7V36L5 37ZM259 39H260V37H259ZM11 40V39H10ZM9 40V41H10ZM158 40V41H157ZM260 40H262L263 41V39H260ZM7 41V40H6ZM124 41V40H123ZM126 41V40H125ZM124 41V42H125ZM180 43H179V42ZM261 41V42H262ZM8 42V41H7ZM131 42V43H130ZM260 41H258V42H256L255 41V43H256V45H255V47H252V45H251V47L254 49V51H253V49H252V51L251 52H253L255 55L256 54H258L259 53V55L261 56V55H264V50H262L261 49V47H260V44L261 43H259ZM10 43V42H9ZM15 43V42H14ZM121 43V42H120ZM167 43V44H166ZM171 43V44H172ZM179 43V44H178ZM253 43V42H252ZM259 43V44H258ZM125 44H126V42H125ZM146 44V46H147V48H146V46H144ZM174 44H176V43H174ZM173 44V45H174ZM258 44V45H257ZM9 45V44H8ZM129 45V46H128ZM172 45V46H173ZM184 45V46H183ZM250 45V44H249ZM263 45V44H262ZM12 46H13V44H12ZM174 46H176V45H174ZM125 47V46H124ZM149 47V48H148ZM170 47H171V45H170ZM143 48H145L144 50H146V51H144L143 53H142V51H143ZM184 48L186 49V50H184ZM249 48V47H248ZM3 49H5V46L3 47ZM6 49H8L7 47H6ZM37 49V53H36V55H34V54H30V51H34V50H36ZM9 50H11V49H8V50H6V54H7V52L9 51ZM247 51H248V49H246ZM249 50H251L250 48H249ZM257 51V52H256ZM9 53V52H8ZM34 53V52H33ZM142 53V54H141ZM145 53V55L143 56V54ZM5 54V55H6ZM11 54H13V53H11ZM147 54H148V56L150 57L149 58V61H152L149 65H147L146 63H148V58H146V63H144L145 61V57L147 56ZM186 54V53H185ZM0 55H3V54H0ZM5 55H3V56H5ZM187 56H188V54H186ZM258 55V56H259ZM258 56H256V59L258 60ZM1 58L0 59H2V62H4V63H6V61H3V60H6L4 57V59L2 58V56H0ZM194 57H196L197 59H199L200 61H197L196 60V58H194ZM154 59H158V62H153V60ZM201 58V59H200ZM138 59V60H137ZM260 59H261V57H260ZM8 60H9V58H8ZM157 61V60H156ZM195 61H197V63L195 62ZM203 61V60H202ZM201 61V62H202ZM231 61V60H230ZM8 62V61H7ZM259 62V61H258ZM10 63H12V62H9V64L5 67V65L3 66V68H10L9 67V65H10ZM153 63H155V64H153ZM3 64V63H2ZM2 64H1V60H0V65H1V67H2ZM13 64H11V65H13ZM133 64V65H134ZM10 65V66H11ZM143 65H146V66H148L147 68H146V66H143ZM152 65V66H151ZM14 66H11L12 68L14 67ZM142 66V67H141ZM3 68H1L0 70H2ZM7 68V69H8ZM12 68H10L11 69V71H13L12 73H14V70H12ZM141 69V68H146V70L148 71H143V69L140 71L139 69ZM6 69V70H7ZM145 70V69H144ZM157 70V71H158ZM190 70V69H189ZM4 71V70H3ZM3 71H0L1 73L3 72ZM7 71H9V69L7 70ZM137 71V72H138ZM10 72V71H9ZM152 72H155V71H152ZM152 72H151V74H152ZM192 72H194V71H192ZM189 73L188 75L187 74H185V76L183 75H181L182 76V78H180V79H177V78H175V80H176V83H173V85H176L177 86V84H178V81H181L182 83H184L185 84V86L186 87H188L189 89H193V92L194 93H196L195 91H194V89L197 91V93L199 94L200 92L204 95H202L201 93V95H199V97L201 96H203L204 97V99L206 98L207 100H205V103L206 102H208V104L206 103V105H207V107L209 108H206L207 109V114L210 112V114H209V116L208 115H204V114H206V113H204V112H206V111H203V112H201V113H203V114H201V116H205V117H201L202 119L203 118H206V116H208V119L210 118V121L211 122H209V124H211V129L209 130V133H208V135L206 134V132H208L207 130V128L205 127V125H204V123L201 121V119H200V116L197 118V124H196V128H195V130H194V133H193V136H191L190 138H182L180 135H179V137H181V138H179L178 137V135H177V131H175V128L177 127L176 125H177V123H178V117L180 116V114H183L182 112L185 110V109H183L181 106H178L177 105V107H179L180 109H183L182 110V112H181V110L180 109H178V108H175V109H178V110H175V111H173L174 110V107L176 106H172V103H170V101L171 102H173L174 100L175 101H177V98H170V100H167V102L164 100V104L163 105H169L170 107H162L161 105V107L162 108H164V111H162L163 112V114L162 115H160L161 116V118H162V116L163 117H165V119L164 118H162L163 119V121H165V122H163L164 124H165V129H167V135H166V133H164V135L165 136H168V138H169V143H170V145L174 148V149H176V150H179L178 152L179 153H181L180 155H184V156H182V162H184V168H185V163L186 164H188L189 165V169H191V166L192 167H199L200 169L203 167V168H205L206 167V165H208L206 168L208 169V170H211V175H209V174H207V171H206V174H207V176H204L205 175V171L202 173V174H200L198 171L200 170H196L197 172H192V170H194V169H192L191 170V172H192V177H193V179H199V177L198 176H196V175H201V176H203V177H201L200 178V183H203V182H205V180L203 179L204 177H205V179L206 180H208V178L210 179V177L212 176V170L213 169H215V171L213 170V172L215 173L216 172V170H217V173L218 172H220V169H217V168H219V166L220 165H222V166H220L222 169L223 168H225L226 169V166H227V169H226V171L227 170H229V171H227L228 173H230V174H228V176H226V175H223L224 174V172H222L223 174H221V172L220 173H218L219 174V177H220V174L223 176V177H225L224 179H223V181L226 183V182H228L229 180L230 181H232V180H234L235 182H236V180L235 179H232V176L234 177V176H236V174H237V176L236 177H234V178H236L237 180H238V178L237 177H239V179H240V175H241V178H243L244 176L245 177H247L248 178V180H249V178H250V181L252 182H254V184H252V183H250V181H249V183H248V180H247V178L245 179V177L242 179V180H239V186H240V183L242 182L243 183V185L245 184L244 182L246 181L247 183L246 184H252L251 186H254V185H256V188L258 189H256V190H254L253 189V187L251 188V186H249V185H247V186H249V187H247V188H250L251 190H253L255 193L257 192V194H258V192L260 193L259 195H261L262 196V193L261 192H263V190H264V188L262 187L261 189H259V187H261L263 184H258L259 182H261L262 183V181H259V180H262L263 179V181H264V178H261L260 176L262 175L263 176V174L264 173H262V172H264V170H263V168H264V164H262L263 162H261L263 159H264V142H263V140L264 139H262V138H264L263 136H264V134L263 133H261V131L262 130H264L263 129V127H262V125H259L257 122V124L258 125H255V123H253V122H255V121H257V120H255V119H253L252 120V118L253 117H250V115H245V113H244V109L243 108H239V106H238V104L236 103L235 104V102L237 101V100H234V98H235V96L233 95V94H235L236 93V96H238L239 95V93H241V94H243V96L245 95L246 96V94H244V93H242L241 91H243V90H240V89H242V87H238L237 86V82L238 81H236V83L234 82V83H230L231 81H232V79H235V78H233V74L231 75L230 74V72H226L225 73V71L221 68V65H220V68H218L217 69V71L215 70H213V71H210L209 73L210 74H213L212 75V77H210V75L207 77L208 78V80H210V78L212 79V80H217V82H215V84H217V83H219V82H224V79L226 80L225 81V84H223V85H221V84H219V87H220V85H221V91L220 90H218V89H216L215 88V86H210V85H207L205 82H207L206 80L204 81L203 80V82L207 85H204L203 83L202 84H199V83H201L202 82V76L201 75H199V77H201V79H199V80H201L200 82H198L199 80L198 79H196L197 77V75L195 76V77H192V76H194L195 74H193V73ZM215 72V73H214ZM8 73V72H7ZM7 73H5V74H1L0 75V79L1 78H5V77H1V76H5ZM11 73V74H12ZM99 74V76H97V77H100L101 78V80L102 81H100L99 79L100 78H98L97 80L99 81V82H102L101 84H103V86L106 84V86L108 87V89H105V87L106 86H104V91H103V93H102V88H103V86L102 87H100V83L98 84V81L96 80V78H95V80H92L93 78H92V76L94 77L95 75L94 74ZM101 73V74H100ZM119 73V74H118ZM209 73H207V75L209 74ZM16 74V73H15ZM14 74V75H15ZM111 74V75H112ZM114 74V75H115ZM192 74V75H191ZM10 75V74H9ZM8 75V76H9ZM17 75V74H16ZM15 75V76H16ZM12 76H13V74H12ZM11 76V77H12ZM226 76V77H225ZM230 76H232V77H230ZM11 77H10V79H11ZM113 77V76H112ZM165 77V76H164ZM184 77V78H183ZM6 78H7V76H6ZM17 78H18V76H17ZM115 78V77H114ZM163 78V77H162ZM206 78V79H207ZM230 78H232V79H230ZM13 79V78H12ZM104 79V80H103ZM203 79H205V76H204V78ZM222 79H223V81H222ZM227 79H230L229 81H227ZM237 79V78H236ZM19 80H20V78H19ZM116 80H117V78H116ZM212 80H210V81H212ZM94 81V82H93ZM97 81V82H96ZM104 81V82H103ZM166 81H167V77H165L164 79H163V83L164 84H166ZM210 81H208L209 82V84H210ZM219 81V82H218ZM233 81H235V80H233ZM242 81V80H241ZM254 81V80H253ZM16 82V81H15ZM21 82V81H20ZM19 82V83H20ZM113 81H111V83H112ZM122 82V81H121ZM213 82V81H212ZM212 82H211V84H212ZM228 84H227V83ZM0 83L2 84V80H0ZM11 83V82H10ZM18 83V85H20L21 86V84H19ZM238 83H240V81L238 82ZM243 83V82H242ZM29 84V85H28ZM98 84V85H97ZM116 84V83H115ZM214 84V85H215ZM229 84H233V85H236V86H233V88L235 87L236 88V91L233 89V91H235V92H233V91H231V89H230V87H228V85ZM241 84V83H240ZM17 85V84H16ZM15 85V86H16ZM17 85V86H18ZM23 85V84H22ZM31 85V86H30ZM114 84H112V86H113ZM228 87L229 89H227L226 91H225V89H226V87ZM239 85V84H238ZM6 86H8V85H6ZM16 86V87H17ZM25 85H23V87H24ZM210 86V87H209ZM217 86H218V84H217ZM223 86V87H222ZM230 86V85H229ZM244 86H246V85H244ZM2 87H5V86H3V84H2V86L0 87V88H2ZM19 87V86H18ZM17 87V88H18ZM22 87V86H21ZM21 87H19V88H21ZM30 87H31V89H30ZM7 88V87H6ZM17 88H14V89H16L17 90ZM26 88V87H25ZM225 88V89H224ZM12 89V88H11ZM14 89H12L13 91H14ZM27 89V88H26ZM100 89V90H99ZM110 89H111V91H110ZM224 89V90H223ZM237 89H239V91L237 90ZM3 90H4V88H3ZM9 90H10V88H9ZM22 90H24L23 88H22ZM22 90H21V92H22ZM223 90V91H222ZM238 91V92H237ZM5 92H7L6 90H5ZM19 94H21L20 93V89H19ZM28 92V91H27ZM27 92H26V95H27ZM96 92V93H95ZM98 93V94H97ZM196 93V94H197ZM252 93V92H251ZM256 93V92H255ZM2 96H3V94H4V96H5V93H3L2 94V92L0 93ZM196 94H195V96H196ZM0 95V97H2ZM7 96H8V94H6ZM18 95V94H17ZM22 95V97L23 98H25L24 96V94H21ZM30 95H27V97L29 98H27V99H25V101L28 103V101L27 100H30ZM257 95H258V93H257ZM3 96V97H4ZM11 96V95H10ZM15 96V95H14ZM14 96H12V97H14ZM240 96V95H239ZM250 96H251V94H250ZM9 97V96H8ZM11 97V98H12ZM16 97H18V96H16ZM21 97V98H22ZM107 97V96H106ZM106 97L104 98V99H106ZM109 97V96H108ZM198 97V96H197ZM241 97H242V95H241ZM248 97V95L245 97L246 99H249L250 100V102L249 103H251L252 101H251V98H253L254 96H252V97H249V98H247ZM259 97H261V95L259 96ZM4 98H6V97H4ZM243 98V97H242ZM104 99H103V101H104ZM174 99V100H173ZM237 99V98H236ZM259 99V98H258ZM173 100V101H172ZM201 100H203V99H201ZM248 100V101H249ZM254 100H256V99H254ZM25 101L23 100V103H24V105H25ZM101 101V100H100ZM173 102L174 104H176L177 102ZM204 101V100H203ZM235 101V102H234ZM247 101V102H248ZM262 101V100H261ZM18 102V101H17ZM169 102V103H168ZM209 102H210V104H209ZM11 104H13L12 102H10ZM19 103V102H18ZM101 103V102H100ZM204 103V104H205ZM6 104H7V102H6ZM14 104H15V101H14ZM95 104V105H94ZM102 104V103H101ZM100 104V105H101ZM171 104V105H170ZM253 104V103H252ZM260 104V106H261V102L259 103ZM1 105V104H0ZM8 105V104H7ZM17 105V104H16ZM208 105H210V106H208ZM236 105V106H235ZM251 105V104H250ZM10 106V105H9ZM9 106H8V110H9ZM26 106H27V104H26ZM95 106V107H94ZM264 106V105H263ZM0 107H4V106H0ZM18 107V106H17ZM20 107V106H19ZM18 107V108H19ZM23 107V106H22ZM22 107H21V109H22ZM33 107V106H32ZM184 107V106H183ZM237 107L239 108V109H237ZM7 108V107H6ZM24 108H26L25 106L23 107V109ZM185 108V107H184ZM20 109V110H21ZM100 109V108H99ZM99 109H97V111L96 112H98V110ZM101 109H102V107H101ZM240 109H242L243 110V114L246 116V118L242 115V110L240 111ZM260 109V108H259ZM259 109H258V111H259ZM264 109V108H263ZM13 110V109H12ZM14 110H16V109H14ZM26 110V111H27ZM93 110H95L94 111V114H93ZM160 110V109H159ZM180 110V111H179ZM186 110H188L187 108H186ZM186 110H185V112H186ZM257 110V109H256ZM18 111V110H17ZM17 111H16V113H17ZM257 111V112H258ZM263 111V110H262ZM20 112V111H19ZM22 112V111H21ZM31 112H28V114H26V112L25 113H23V114H25V115H27L26 116V118L29 116V113H31ZM159 112V111H158ZM175 112L177 113V112H179V114L178 115H176L175 114ZM184 112V113H185ZM252 112H253V110H252ZM264 112V111H263ZM200 113V112H199ZM247 113V112H246ZM259 113H260V111H259ZM21 114V113H20ZM34 114H32L33 115V117L35 118L36 116L34 115ZM159 114V113H158ZM100 115H101V113H100ZM200 115V114H199ZM254 115V114H253ZM260 115H263V114H260ZM81 116V117H80ZM252 116V115H251ZM2 117V116H1ZM14 118H16V115L15 116H13ZM12 117V118H13ZM33 117L31 118V114H30V118L31 119H27V121H32V123L31 122H27L28 124L29 123H31L34 127H35V125H37L38 124V122L36 121L35 122V119H34V121L32 120L33 119ZM79 117V118H78ZM85 117V116H84ZM250 117V118H249ZM263 117V116H262ZM23 118V117H22ZM39 118H41V119H39ZM43 118H44V120H43ZM53 118H54V121H55V118H57V120H60L61 119V121H59V122H57L56 124H55V126H53V124L55 123H52L51 124V120H53ZM59 118V119H58ZM63 118V119H62ZM76 118H78V119H76ZM207 119V118H206ZM249 119V120H248ZM8 125L9 124H12V123H8L7 122V120L9 121V122H12V121H10L11 119L10 118H8L7 120H5V119H3ZM18 121V120H20V119H18V116H17V118L16 119H14V121ZM62 120H63V122H62ZM93 120V119H92ZM252 120V121H251ZM255 120V121H254ZM4 121H2V124H3V122ZM24 121V120H23ZM82 121H83V119H82ZM206 121V120H205ZM204 121V122H205ZM264 121V120H263ZM4 122V123H5ZM20 122V121H19ZM33 122H35V123H33ZM53 122V121H52ZM62 122V123H61ZM86 122V121H85ZM88 122V121H87ZM95 122V121H94ZM93 122V123H94ZM207 122H208V120H207ZM37 123V124H36ZM43 123V122H42ZM91 123H92V121H91ZM90 123V124H91ZM254 125H253V124ZM13 124H15V122L13 123ZM20 124V123H19ZM31 124H29V125H27V127H26V129L31 125ZM35 124V125H34ZM88 125H89V123H87ZM16 126L18 125L17 123L15 124ZM25 125H26V123H25ZM39 125V127H36L37 129H41L42 131L43 130H45L46 128V126H42V125H40V124H38ZM96 125V124H95ZM163 125V124H162ZM161 125V126H162ZM251 125H252V127H254L255 126V129H249V130H252L253 132H251V133H255V136L256 137H247V139L245 140L244 138H246L245 136L247 135V134H245V131H243L242 129V127H244V129L246 130V131H248V128L250 127L251 128ZM93 126V125H92ZM92 126L90 125V130L91 129H94V128H92ZM161 126H160V129H161ZM245 126L246 127H248V128H245ZM5 127V126H4ZM32 127V126H31ZM31 127H29V129L28 130H25L26 131V133H27V131H28V133L27 134H29L30 135V131L31 130H33V131H31V132H34V130L36 129H34V128H31ZM41 127V128H40ZM163 127V126H162ZM241 127V128H240ZM43 128V129H42ZM88 128H89V126H88ZM239 129L240 128V130L238 131V130H236V129ZM31 129V130H30ZM49 128H47L46 130H45V132L46 131H49L50 132V130H48ZM54 129V128H53ZM86 129V130H85ZM163 129V128H162ZM4 130V129H3ZM39 130H37V133H38V135L40 134V139H39V142H35L34 141V143H36V144H38L39 143V145L41 144L40 142H43L42 140H43V137H42V134L40 133V131ZM52 130V129H51ZM89 130V131H90ZM159 130V129H158ZM206 130V131H205ZM1 131V130H0ZM240 131H243V138L242 137H239L240 135H241V133H240ZM255 131V132H254ZM45 132H43V133H45ZM92 132V131H91ZM94 132V131H93ZM163 132H165V131H163ZM249 133H250V131H248ZM262 132H264V131H262ZM3 133V132H2ZM26 133H24V134H26ZM63 133H58V134H61L60 135V138H61V140H59L60 141V146H62L61 145V143H62V138H64V136L63 137H61L62 135H63ZM80 133H82V134H80ZM260 133H261V135L262 136H260ZM23 134V135H24ZM87 134H88V132H87ZM96 134V133H95ZM176 134V135H175ZM33 135V134H32ZM89 135V134H88ZM249 135V134H248ZM250 135H252V134H250ZM249 135V136H250ZM31 136V135H30ZM30 136H28V137H30ZM34 136V135H33ZM33 136H31L32 138H33ZM52 136V135H51ZM50 136V137H51ZM91 136V135H90ZM259 136L261 137V139H259ZM26 137V136H25ZM88 137V136H87ZM86 137V135H85V139L87 138ZM93 137H95L94 135H93ZM34 138H35V136H34ZM65 138H66V136H65ZM84 138V137H83ZM67 139V138H66ZM93 139V138H92ZM92 139H91V141H92ZM171 139V140H170ZM242 139H243V141H245V143L244 142H242ZM33 140V139H32ZM58 140V139H57ZM79 140V141H78ZM84 140V139H83ZM83 140H81V142L83 141ZM124 140V139H123ZM86 141H87V139H86ZM65 142V141H64ZM89 143H90V141H88ZM88 142H86V145L88 144ZM33 143V144H34ZM83 143V142H82ZM125 143V142H124ZM244 143V144H243ZM36 144H34V145H36ZM65 144H66V142H65ZM94 144V143H93ZM54 145H56V144H54ZM85 145V146H86ZM88 145H91V144H88ZM38 145H36V147H37ZM52 146V145H51ZM59 146V147H60ZM92 146H94V145H92ZM197 146H202V148L201 149H203V151L204 152H208V153H211V155H212V159L210 158L209 159V157L208 156H206L207 157V159L205 160V155H204V157H203V159H204V162H201L203 159L201 158L200 160L199 159H197V157H195V156H197L198 155V157H199V155H200V157H202L203 156V154L202 153H204L203 151L200 153V151H199V147L197 148ZM55 147V146H54ZM62 147H64V143H63V146ZM61 147V148H62ZM89 147V146H88ZM79 148L81 149V150H79ZM86 148H87V146H86ZM194 148H197L198 150H196V149H194ZM93 149V148H92ZM192 149H194L193 151H195L196 150V152H194L195 153V156L193 155V151H192ZM87 150H88V148H87ZM86 150V151H87ZM89 150H90V148H89ZM80 151V152H79ZM85 151V152H86ZM191 151H192V153H191ZM228 151L230 152L229 153V156H228V158H226L225 157V155L226 154H228ZM88 152V151H87ZM90 152V151H89ZM50 153V152H49ZM91 153H93V151L92 152H90V154ZM191 153V154H190ZM196 153H200V154H196ZM207 153V154H208ZM64 154V155H63ZM81 154V155H80ZM83 154H85V153H83ZM89 154V153H88ZM88 154L87 155H84V156H88ZM186 154V155H185ZM205 154V153H204ZM43 155V154H42ZM51 155V154H50ZM52 155H54V154H52ZM51 155V156H52ZM65 157V158H63V157ZM92 156V155H91ZM90 156V157H91ZM224 156V158H226L227 159V161H228V163L227 164H230L229 162H231L232 164H235V162L237 163V161L239 162V163H237L238 165H241L240 167H242L243 166V171L245 172V175H244V172L242 171H239L240 173V175H238V173H236L235 174V170H234V172L231 170L232 168L231 167H234V166H229L231 169H229V167H228V165L225 163V167H223V164H221V160H222V157ZM46 157V156H45ZM61 157H62V159H61ZM89 157V156H88ZM181 157V156H180ZM185 157H187V158H185ZM199 157V158H200ZM50 158V160H51V157H49ZM86 158L87 157H85V160H86ZM93 158V157H92ZM193 158H195V161H196V159H197V161L195 162L194 161V159ZM234 160L235 159V162L234 161H232V159ZM260 158V159H259ZM261 158H262V160H261ZM42 160H43V158H41ZM47 159V158H46ZM55 159V163H53L54 165L56 164V162L58 163V161ZM95 159V156H94V158L92 159L93 161H94V163L93 164H95V162H97V161H95L94 160ZM97 159H98V157H97ZM183 159H187V160H184L183 161ZM209 159V160H208ZM226 159H224L225 161H226ZM230 159H231V161H230ZM42 160H41V162H42ZM52 160H54V158L52 159ZM63 160V161H62ZM87 160H91V158L89 159V158H87ZM100 160H101V158H100ZM99 160V161H100ZM223 160V161H224ZM261 160V161H260ZM44 161H45V159H44ZM185 161H187V162H185ZM200 161V162H199ZM224 161V162H225ZM261 162L260 164L261 165H263L262 167V172H260L261 171V167L259 168V163H256V162ZM52 162V161H51ZM87 162V161H86ZM58 163V164H59ZM92 164V162H89V164ZM100 163H102V161L101 162H99V164ZM40 164V163H39ZM255 164H257L258 166H256ZM53 165V167H56V165L54 166ZM83 165L85 166L84 167V169H83ZM102 165V164H101ZM187 165V166H188ZM201 165H205V166H202L201 167ZM210 165V166H209ZM219 165V166H218ZM236 165V164H235ZM238 165H236V166H238ZM260 165V166H261ZM49 166H50V164H49ZM94 166V165H93ZM186 166V167H187ZM256 166V168L258 167L259 168V170L260 171H258V170H256L255 168H252V167H255ZM42 167V166H41ZM63 167H65V168H63ZM89 168L90 167H92V166H88ZM96 168H97V166H95ZM94 167V168H95ZM101 167V166H100ZM212 169H211V168ZM215 167H217V168H215ZM252 168L253 170L255 169L256 171H258V173H262V174H260V176H259V174H258V177H260L259 179L258 178H256L257 177V175H256V171H255V174H254V172H253V170H251L250 169V172H249V170L248 171H246L244 168H246V169H249V168ZM64 170H63V169ZM93 168V167H92ZM107 168V167H106ZM202 168V169H203ZM236 167H234L233 169H235ZM39 169H41V168H39ZM56 169H55V172H56ZM187 169L188 168H186L184 171H186L187 172ZM188 169V170H189ZM198 169V168H197ZM201 169V170H202ZM206 169V170H207ZM221 169V170H222ZM239 169V168H238ZM47 170V169H46ZM52 170H53V172H52ZM85 170V171H84ZM95 170V169H94ZM104 170H106L105 168H104ZM200 170V171H201ZM205 170V169H204ZM219 170V171H218ZM230 170H231V172L232 173H234V174H232L231 172H230ZM240 170V169H239ZM39 171V170H38ZM93 171V170H92ZM41 172L43 173V171L41 170ZM44 172H46V171H44ZM88 172H89V169H88ZM100 172H101V170H100ZM208 172H210V171H208ZM227 172H225L226 174H227ZM246 172H247V174H246ZM253 172V173H252ZM107 173V172H106ZM188 173H189V171H188ZM196 175H195V174ZM198 173V174H197ZM241 173H243V175L241 174ZM248 173L250 174V173H252V174H250V175H248ZM40 174V176H41V173H39ZM45 174V173H44ZM48 174V175H47ZM56 175V177H55V175ZM105 174V173H104ZM187 174V173H186ZM204 174V175H203ZM35 175V174H34ZM43 175V174H42ZM95 175V176H94ZM98 175V174H97ZM102 175H103V173H102ZM185 175V174H184ZM189 175V174H188ZM187 175V176H188ZM217 175V174H216ZM231 175V176H230ZM38 176V175H37ZM59 176V177H58ZM181 176V175H180ZM195 176V177H194ZM210 176V177H209ZM221 176V177H222ZM258 180V183H257V180L256 181H254L255 180V178ZM34 177V176H33ZM52 177H54L53 179L56 181H51L52 180ZM112 176H110V178H111ZM182 177H183V175H182ZM197 177V178H196ZM217 177V176H216ZM231 178V179H229V180H227V178ZM253 177V178H252ZM264 177V176H263ZM41 178V177H40ZM97 178H99V177H97ZM114 178V177H113ZM186 178V177H185ZM36 179V178H35ZM39 179V178H38ZM43 179H44V177H43ZM51 179V180H50ZM152 179V178H151ZM217 179V178H216ZM216 179H215V181H216ZM219 179V178H218ZM217 179V182L219 181ZM227 181H226V180ZM93 180V181H92ZM99 180V179H98ZM108 180H110V179H108ZM114 180V179H113ZM112 180V181H113ZM183 180V179H182ZM201 180H202V182H201ZM244 180V181H243ZM36 181V180H35ZM100 181V180H99ZM102 181V180H101ZM104 181V180H103ZM198 181V182H199ZM241 181V182H240ZM40 182H41V180H40ZM39 182V183H40ZM43 182V181H42ZM90 182H93V184H94V182H95V184L93 185L92 183H90ZM115 182V181H114ZM113 182V183H114ZM197 182V181H196ZM195 182V183H196ZM197 182V183H198ZM238 182V181H237ZM236 182V183H237ZM35 182H33L32 184H34ZM36 183H38V181H36ZM88 183H90V184H88ZM99 183H101V182H99ZM108 183V182H107ZM51 184H50V188H52L51 187ZM102 184V183H101ZM101 184H98V182H97V185H95V186H98V185H101ZM115 184V183H114ZM205 184V183H204ZM217 184H219V183H217ZM38 185V184H37ZM36 185V186H37ZM43 185V184H42ZM44 185L43 186H41V184H39V186H41L42 188L44 187ZM168 185V184H167ZM196 185V184H195ZM194 185V186H195ZM198 185V184H197ZM197 185H196V187H197ZM203 185V184H202ZM210 185V184H209ZM216 185V184H215ZM214 185V186H215ZM229 185L231 186L232 185V183L230 184V182H229ZM234 186L236 185L235 183L233 184ZM232 185V186H233ZM260 185V186H259ZM103 186H104V184H103ZM107 186V185H106ZM115 186V185H114ZM113 186V187H114ZM230 186H228L229 188H230ZM231 186V187H232ZM238 186V187H239ZM41 187H40V189H41ZM99 187H102V186H99ZM109 187V186H108ZM107 187V188H108ZM110 187H111V185H110ZM198 187H200V185H198ZM204 187V186H203ZM207 187V186H206ZM211 186H209L208 187V189L210 188ZM212 187H213V185H212ZM212 187H211V189H212ZM243 187V186H242ZM52 188V189H53ZM54 188V189H55ZM218 188V186H215V189H217ZM225 188V187H224ZM233 188V187H232ZM232 188H231V190H232ZM235 189H236V186L234 187ZM233 188V189H234ZM38 189V188H37ZM36 189V190H37ZM97 189H100V190H102L101 188H97ZM104 189H106L105 187H104ZM109 189V188H108ZM107 189V190H108ZM112 189V188H111ZM110 189V190H111ZM171 189V188H170ZM198 189V188H197ZM200 189V188H199ZM205 189V188H204ZM207 189V188H206ZM210 189V190H211ZM215 189H212V190H215ZM219 189V188H218ZM215 190L216 191V193H217V195H218V193H219V191H221V189L223 190V188L221 187L219 190ZM226 189V188H225ZM42 191H43V189H41ZM41 190H38V191H41ZM56 190V189H55ZM96 190V191H95ZM106 190V191H107ZM116 190V189H115ZM211 190V191H212ZM227 190V189H226ZM198 191H200V190H198ZM197 191V192H198ZM207 191H209V190H207ZM215 191L213 192V193H215ZM234 191H236V190H234ZM237 191H238V193H237ZM235 193H237L238 194V196H239V198H243V199H245V198H248V196L247 197H245L246 195H245V193H244V197L242 196V194L240 193V192H242L241 190L239 191V189L237 190ZM55 192V191H54ZM60 192V191H59ZM105 192V191H104ZM116 192V191H115ZM114 192V193H115ZM172 192V191H171ZM223 192L224 191H221L219 194H221V195H218L217 196V199H216V197H214V196H216V194L214 195V194H212L213 196H211L212 198H214V200L216 199V200H218V198H220V201L222 202L221 203V205H219L220 203V201L218 202L219 204V206H223L224 207V205H222L223 204V202H225V203H227V205H225V207L224 208H226V211L227 212H229L230 210H232V209H234V207L235 206H232V209H230L229 210V207H231V205H233V204H231V205H228V204H230L231 202H230V200H228V198H226V200H225V197H227V196H225L224 197V195H223V197H224V199H222V197H220V196H222V194H223ZM230 192V191H229ZM233 191H231V194L232 195H228V196H231L230 198L232 199L233 197H234V194L232 193ZM97 195H96V194ZM103 193V192H102ZM108 194H109V191L107 192ZM112 193V192H111ZM124 193V192H123ZM122 193V194H123ZM200 193V192H199ZM240 193V194H239ZM37 194H38V192H37ZM37 194L36 193H34V195L36 196V198H37ZM106 194V193H105ZM121 194V193H120ZM121 194V195H122ZM192 194V193H191ZM205 194V193H204ZM207 194H209V192H207ZM207 194H205L204 195V197L203 198H205V199H201V200H198L197 202L199 203V208L198 209H200L201 207H202V205H200V203L201 204H205V205H203V209H204V206H205V208H206V206H207V204H209L210 203V201L211 200H209V199H211V198H209L208 196H207ZM263 194H264V192H263ZM90 195H94L92 198H93V201H91V202H93L94 204H98V206H96V205H94V204H92V203H90V201H86L85 199H87V197H89ZM99 195H98V197H99ZM112 195V194H111ZM111 195H110V197H111ZM114 195V194H113ZM190 195V194H189ZM210 195V194H209ZM106 196H107V194H106ZM125 196V195H124ZM191 197L193 196V194L192 195H190ZM205 196H207L209 199H206V197ZM233 196V197H232ZM242 196V197H241ZM258 196V195H257ZM86 197V198H85ZM113 197V196H112ZM111 197V198H112ZM118 197H119V195H118ZM145 197V196H144ZM188 197V196H187ZM190 197V198H191ZM195 196H193V198H194ZM196 197L197 198H200V197H198L197 195H196ZM196 197H195V199H196ZM249 197H250V195H249ZM263 197V196H262ZM92 198H89V199H92ZM104 198H105V195H104ZM109 198V197H108ZM142 198V197H141ZM190 198H189V201H191L190 200ZM236 197H234L233 198V200L234 201H236L237 199H235ZM259 198H260V196H259ZM50 199H51V196H50ZM96 199H99V198H96ZM249 199H252V197L251 198H249ZM255 200H257L258 201V199L257 198H254ZM262 199V198H261ZM52 200V199H51ZM193 200V199H192ZM202 200H206L204 203H202L203 201ZM223 200V201H222ZM240 200V199H239ZM238 200V201H239ZM246 200V199H245ZM248 200V199H247ZM246 200V201H247ZM53 201V200H52ZM101 201V200H100ZM106 201V200H105ZM122 201V200H121ZM140 201V200H139ZM196 201V200H195ZM194 201V202H195ZM199 201H201V202H199ZM207 201H209L208 203H207ZM212 201H213V199H212ZM211 201V203H213ZM228 201L230 202V203H228ZM236 202L237 204L239 203V202ZM249 201H252L253 202V205H251V204H249V206H253V207H249V209H248V211H249V215L250 216H253V217H251V219L253 218V222H254V224H255V221L257 220L258 221V219H255V217H256V215H253L251 212H253L255 209H256V207L254 206L255 204H254V200H249ZM256 201V202H257ZM106 202H108V201H106ZM105 202V203H106ZM117 202V201H116ZM146 202V201H145ZM184 202H185V200H184ZM196 202V204H198ZM215 202V201H214ZM248 202V201H247ZM247 202L245 203L244 201H242V206H246L247 207V205H245V204H247ZM251 202V203H252ZM66 203V204H67ZM109 203V202H108ZM107 203V204H108ZM119 203V202H118ZM117 203V204H118ZM122 203V202H121ZM183 203V202H182ZM216 203V202H215ZM224 203V204H225ZM257 203H259V202H257ZM256 203V204H257ZM262 203V202H261ZM111 204H113V203H111ZM126 204H127V202H126ZM89 205H91L90 207H88ZM106 205V204H105ZM114 205V204H113ZM118 205H120V204H118ZM128 205H130L129 203H128ZM128 205H126L127 207H129ZM133 205H135V204H133ZM177 205V204H176ZM190 205L191 204H189V207H190ZM195 205V204H194ZM239 205H240V203H239ZM260 204H258V206H259ZM262 205V204H261ZM260 205V206H261ZM96 206V207H95ZM193 206V205H192ZM191 206V207H192ZM196 206V205H195ZM208 206H210L211 208V211H212V209H215L216 207H214V208H212V206H211V204H209ZM207 206V208L205 209L206 211H208V209H209V207ZM228 207V210H227V207ZM257 206V207H258ZM91 207L92 208H94V209H91ZM102 207V206H101ZM124 207V206H123ZM136 207V206H135ZM262 207H264L263 205L261 206V208ZM86 208H88V209H86ZM90 208V209H89ZM96 208V209H95ZM116 208V207H115ZM133 208V207H132ZM140 208V207H139ZM217 208H220V207H217ZM223 208V209H224ZM248 208V207H247ZM252 208V210H250ZM260 208V210H258L259 212H261V210H262V213H258L259 215H264V208L263 209H261ZM99 209V211L100 212H102L103 210H101L100 208H98ZM111 209V208H110ZM117 209V208H116ZM119 209V208H118ZM126 209L127 208H125V211H126ZM136 209V208H135ZM141 209H142V206H141ZM149 209V208H148ZM222 208H221V212H222V210H223ZM238 209V208H237ZM244 210H246L247 211V209H245V207L243 208ZM73 210V209H72ZM76 210V209H75ZM93 210V211H92ZM108 210V209H107ZM120 210V209H119ZM133 210V209H132ZM140 210V209H139ZM150 210V209H149ZM236 210V209H235ZM82 211H84V208L82 209ZM81 211V208H80V212H82ZM82 212V214H85L86 212ZM98 211V212H99ZM105 211V210H104ZM144 211H145V209H144ZM199 211V210H198ZM204 211V210H203ZM211 211H210V213H211ZM213 211H215V210H213ZM216 211H218V213H220V211L219 210H216ZM216 211H215V213H216ZM225 210H223V212H224ZM225 211V212H226ZM237 211L238 210H236L235 211V214L237 213ZM258 211H255V212H258ZM79 212V211H78ZM97 213V217H95V218H98L99 216H101V215H99V214H102V213ZM106 212V211H105ZM104 212V213H105ZM109 212V211H108ZM122 212H123V210H122ZM195 212H197L196 211V207H195V211H194V213ZM224 212V213H225ZM239 213H241V212H243V211H238ZM255 212H253V213H255ZM73 213V212H72ZM71 213V214H72ZM128 213V212H127ZM134 213V212H133ZM155 213V212H154ZM194 213H193V215H194ZM199 212H197V215H199L198 214ZM202 213V212H201ZM204 213V212H203ZM234 213V210H232V213L231 214H233ZM251 213V214H250ZM74 214V213H73ZM81 214V215H82ZM139 214V213H138ZM143 214V213H142ZM147 214V213H146ZM145 214V215H146ZM242 214L243 213H241V215L240 214H238L240 217L242 216ZM257 214V213H256ZM74 215H76V214H74ZM90 215H91V217H93V215L95 216V214H91L90 213ZM108 214L106 213V216H107ZM114 215V214H113ZM135 215H136V213H135ZM153 215V214H152ZM192 215V214H191ZM202 215V214H201ZM206 215V213L205 214H203V216H205ZM207 215H208V213H207ZM211 215V214H210ZM209 215V216H210ZM219 216H220V214H218ZM217 215V216H218ZM225 215H226V213H225ZM224 214H223V217H226V216H231L229 213H228V215H226L225 216ZM68 216V215H67ZM83 216V215H82ZM86 216H85V218H86ZM103 216H104V214H103ZM111 216V215H110ZM109 216V217H110ZM147 216V215H146ZM145 216V217H146ZM150 216V215H149ZM148 216V217H149ZM209 216H207V217H209ZM71 217V216H70ZM70 217H68L67 219H70ZM75 217V216H74ZM74 217H71V219H70V222H72L71 220H72V218H74ZM102 217V216H101ZM105 217V216H104ZM104 217L102 218V222L104 221ZM108 217V218H109ZM122 217V216H121ZM143 217V216H142ZM194 217H195V215H194ZM197 217V216H196ZM200 217H202V216H199V218ZM206 217V219H208ZM216 217V216H215ZM214 217V218H215ZM236 216H234L233 217V215H232V218H235ZM243 217H245L246 219H248L246 216H243ZM260 216H257L256 218H259ZM83 218V217H82ZM85 218H83L84 219V221H85ZM90 218V217H89ZM95 218H93V219H95ZM107 217H105V221L103 222V223H105V222H107V219H108ZM137 218V217H136ZM141 218V217H140ZM165 218V217H164ZM217 218V217H216ZM215 218V219H216ZM231 217L229 218L230 220L232 219ZM237 218H238V216H237ZM236 218V219H237ZM262 218H264L263 216H262ZM262 218H261V220H262ZM13 221L16 219H14V217L13 218H11ZM11 219H10V221H11ZM48 219V218H47ZM78 220H79V218H77ZM76 219V220H77ZM81 219V218H80ZM122 219V218H121ZM145 219V218H144ZM202 220H203V217L201 218ZM205 219V218H204ZM205 219V222L207 221ZM210 219H212V215H211V218ZM209 219V220H210ZM218 219H220L221 220V217L219 218L218 217ZM254 219H255V221H254ZM21 220V219H20ZM19 220V221H20ZM87 220H88V218H87ZM91 220L92 219H90V221H88V222H91ZM101 220V219H100ZM98 221V219H97V221L94 223V224H98L99 222H101V221ZM113 219H111V222H113L112 221ZM115 220V219H114ZM124 219H122V221H123ZM127 220H128V218H127ZM127 220H125V221H127ZM136 220H138V218L136 219ZM148 220H149V218H148ZM151 220V219H150ZM152 220H154V218L152 219ZM220 220H218V221H220ZM225 220V223H227V222H230V220L229 221H227L228 220V217H227V220L226 219H224ZM233 220V219H232ZM243 219H242V217H241V221H242ZM249 220V219H248ZM15 221H17V220H15ZM14 221V222H15ZM18 221V222H19ZM49 221H51V219L50 220H48V222ZM74 222H75V218H74V220H73ZM81 221V220H80ZM83 221V222H84ZM93 221V220H92ZM108 221H110V219H108ZM124 221V222H125ZM129 221H131V220H129ZM146 221V220H145ZM157 221V220H156ZM213 220H210V223L212 222ZM222 221V220H221ZM227 221V222H226ZM233 221H235L236 222V220L234 219ZM243 221H245V220H243ZM252 221V220H251ZM251 221H249V222H251ZM257 221H256V223H257ZM260 221V220H259ZM12 222V221H11ZM31 222H33V220L31 221ZM36 221H34V223H35ZM47 222V221H46ZM77 222V221H76ZM86 222V221H85ZM94 222V221H93ZM101 222V223H102ZM120 222V221H119ZM139 222V221H138ZM137 222V223H138ZM143 222V221H142ZM200 222V221H199ZM205 222H204V224H205ZM209 222V221H208ZM207 222V223H208ZM216 221L214 220V222H212L211 223V226H213L214 228H215V226H217V223H216V225L214 226V224L213 223H215ZM235 222L234 223H231V225H227L226 227H225V230H222L221 228V226L220 225H222V224H220L219 225V227H220V229L222 230V231H226V233H227V230H229L228 232L230 233V229L231 228H233L231 231L233 232L234 231V228H235V230H236V226L235 225H237V224H240L239 222V220H238V223L237 224H235ZM248 222V223H249ZM44 223H45V221H44ZM81 223H82V221H81ZM81 223H80V225H81ZM100 223V224H101ZM108 223V222H107ZM127 223V222H126ZM146 223V222H145ZM149 223V222H148ZM222 223V222H221ZM243 223V222H242ZM260 223H261V221H260ZM260 223H259V225H260ZM14 224V223H13ZM15 224H16V222H15ZM49 224H50V222H49ZM49 224H47L48 226H49ZM73 224V226H74V224L75 223H71V225ZM78 224H79V221L75 224V225H77V227H78ZM87 224V222L85 223V225ZM93 224V225H94ZM123 224V222L121 223V225ZM129 224H131L132 225V223H130L129 222ZM128 224V225H129ZM156 224V223H155ZM160 224V223H159ZM213 224V225H212ZM258 224V223H257ZM262 225L261 226H258V227H262L263 226V224H264V220H262V223H261ZM0 225H2V224H0ZM59 225V224H58ZM58 225H57V227H58ZM79 225V226H80ZM90 225H92V223H90ZM90 225H86L87 227H89ZM108 225V224H107ZM138 225V224H137ZM163 225V224H162ZM196 225V224H195ZM201 225V224H200ZM198 226V227H201V226ZM210 225V224H209ZM233 225V226H232ZM249 225V224H248ZM248 225H246L247 227H248ZM250 225H251V223H250ZM3 226V225H2ZM35 226V225H34ZM44 226H45V224H44ZM51 226H52V224H51ZM72 226V227H73ZM86 226H84V223H83V227L84 228H86ZM95 226H99V224L98 225H94L93 227H95ZM104 226H106V225H104ZM110 226V225H109ZM111 226H114L113 225V223H111ZM110 226V227H111ZM124 226V225H123ZM130 226V225H129ZM136 226V225H135ZM141 226H143L142 225V223H141V225L139 226V227H141ZM146 226V225H145ZM147 226H149V225H147ZM229 226V227H228ZM232 226V227H231ZM235 226V227H234ZM240 226H241V224H240ZM239 226V227H240ZM243 226H245V224H243ZM243 226H241V227H243ZM257 226V225H256ZM255 225L253 226V231H255L256 229H255V227H256ZM55 227H56V225H55ZM60 227H61V225H60ZM60 227H58V229L60 228ZM76 227V226H75ZM76 227V228H77ZM81 227V229H83V227L82 226H80ZM120 227V226H119ZM122 227V226H121ZM132 227V226H131ZM134 227V226H133ZM218 227V226H217ZM224 227V226H223ZM230 228V229H228V228ZM245 228V229H247V231L248 232H251V230L249 229V227L248 228ZM252 227V226H251ZM264 227V226H263ZM262 227V230L264 231V228ZM0 228H1V226H0ZM36 228H37V225H36ZM47 229H49L50 231H51V227L49 226V227H46ZM51 228V229H50ZM62 228H64V227H62ZM74 228V227H73ZM72 228V229H73ZM76 228H74V229H76ZM79 228V227H78ZM109 228V227H108ZM127 228V227H126ZM138 228V227H137ZM136 228V229H137ZM151 228V227H150ZM158 229H159V227H157ZM167 228V227H166ZM202 228V227H201ZM205 228V227H204ZM226 228H227V230H226ZM2 229H3V227H2ZM1 229V231H3ZM22 229V228H21ZM81 229H79V230H81ZM93 229V228H92ZM92 229L90 230L92 233L94 232L95 233V231H92ZM105 228H102V231H103V233H104V231H106V230H104ZM113 229V228H112ZM134 229H135V227H134ZM139 229H141V228H139ZM152 229V228H151ZM168 229H171V228H168ZM198 229H200V228H198ZM238 229V228H237ZM240 229V228H239ZM243 229V228H242ZM258 229V228H257ZM60 230H62L61 228H60ZM114 230H115V228H114ZM128 230V229H127ZM157 230V229H156ZM160 230V229H159ZM202 230V229H201ZM213 230V231H212ZM218 230H219V228H218ZM218 230L216 231V232H218ZM250 230V231H249ZM261 230V229H260ZM262 230L261 231H259V232H261V234H263L262 233ZM0 231V232H1ZM48 231V230H47ZM46 231V232H47ZM96 231H99V230H97L96 229ZM100 231H101V228H100ZM161 231V230H160ZM169 231V230H168ZM171 231V230H170ZM185 231V230H184ZM194 231V230H193ZM197 231V230H196ZM237 232H238V230H236ZM242 231V230H241ZM247 231L245 230V232L247 233ZM258 231V230H257ZM4 232H5V230H4ZM75 231H73V233H74ZM76 232H78V231H76ZM117 232H119L118 230H117ZM124 232V231H123ZM152 232V231H151ZM159 232V231H158ZM210 232H213V235H214V239H213V242H215L217 239H218V237L220 236V234H219V236H217L218 235V233H217V237H215V234H214V232H215V230L214 229H211V231H210V229H209V232L208 233H210ZM215 232V233H216ZM219 232H221L220 230H219ZM237 232H235V233H237ZM1 233H3V232H1ZM80 233V232H79ZM79 233H78V235H79ZM101 233V232H100ZM99 233V234H100ZM108 233V232H107ZM127 233H130L131 234V232H129V230H128V232ZM150 233V232H149ZM160 233V232H159ZM190 233V232H189ZM199 233V232H198ZM229 233H227L225 236L223 235V234H225V233H221L222 235H223V238L225 239H223V238H221V236H220V238L221 239H223L224 241H222L221 239H220V241L221 242H224L223 244H225V246H228V244H229V249H228V247H225L227 250H232L233 249V247H234V243L233 242H230V243H232V245H230V243H227V245H226V243H225V241L226 242H229L231 239H232V234H230L229 236L230 237H228L227 235L229 234ZM234 233V234H235ZM239 233H240V230H239ZM254 233V232H253ZM5 234V233H4ZM50 234V233H49ZM60 234V233H59ZM75 234V236L78 238V235H76L77 233H74ZM123 234V233H122ZM151 234H153V233H151ZM155 234V233H154ZM191 234H192V232H191ZM200 234H201V232H200ZM233 234V236L235 237V235ZM23 235V234H22ZM25 235V234H24ZM23 235V236H24ZM51 235V234H50ZM48 236V233H47V236L49 237V238H51L52 240H54L56 237V235L55 236ZM94 235H97V234H94ZM113 235V234H112ZM115 235H116V233H115ZM150 235V234H149ZM149 235H148V238H149ZM167 235H169V234H167ZM179 235V234H178ZM208 235V234H207ZM210 235H211V237L213 236L211 233H210ZM250 235V234H249ZM255 235L257 236V234H254V238H255ZM72 236H73V234H72ZM71 236V237H72ZM73 237V239H76V237ZM81 236V235H80ZM100 236V235H99ZM106 236V235H105ZM118 236H120V235H118ZM126 236V235H125ZM152 236H154V235H152ZM172 236V235H171ZM188 236H190V235H188ZM206 236V235H205ZM226 236L228 237V238H226ZM237 236V235H236ZM239 236V235H238ZM242 236V235H241ZM16 237V236H15ZM24 237H27V236H24ZM23 237V238H24ZM104 236H102V237H99L98 239H103V240H105L104 238H103ZM121 237V236H120ZM132 237V236H131ZM130 237V238H131ZM174 237V236H173ZM172 237V238H173ZM192 237V236H191ZM194 237H196V235H194ZM207 237V236H206ZM210 237V236H209ZM209 237H207V238H209ZM263 237H264V235H263ZM16 238H18V237H16ZM16 238H14V239H16ZM22 238V237H21ZM58 238V237H57ZM82 238H84V237H82ZM81 237H80V239H82ZM96 238H97V236H96ZM114 238H115V236H114ZM134 238V237H133ZM171 238V237H170ZM179 238V237H178ZM193 238V237H192ZM197 238V239H196ZM195 239L196 240H198V234H197V237H196ZM205 238V237H204ZM231 238V239H230ZM245 239H243V240H246V236L244 237ZM252 238V237H251ZM251 238H247V240L246 241H243V243L244 244H248V243H250L251 244V242H252V240H251ZM2 239H6V238H2ZM88 239V238H87ZM86 239V240H87ZM106 239H107V237H106ZM109 239H112V238H109ZM121 239V238H120ZM119 239V240H120ZM129 239V238H128ZM132 239V238H131ZM136 239V238H135ZM176 239V238H175ZM175 239H171L172 241H175ZM199 239H202L201 237H199ZM241 239V240H242ZM19 240V239H18ZM24 240H25V238H24ZM114 240H116V239H114ZM114 240H113V242H111L110 241V243H114ZM143 240H144V238H143ZM160 240V239H159ZM192 240V239H191ZM194 241L195 243L197 242H202L201 240H198V241ZM202 240H204V239H202ZM209 240V239H208ZM206 241V242H209V243H211V240L210 241ZM227 240H229V241H227ZM232 240H234V238L232 239ZM237 240V239H236ZM236 240H234L235 242H236ZM249 240H250V242H249ZM256 241L258 240V237H256V239H255ZM254 240V241H255ZM260 240V239H259ZM3 241V240H2ZM5 241H7V240H5ZM25 241H27V240H25ZM82 241V240H81ZM99 241H101V240H99ZM109 240H105V242L107 243ZM135 241V240H134ZM145 241V240H144ZM153 241V240H152ZM179 241V239L177 240V241H175V242H178ZM182 241V240H181ZM218 241V240H217ZM238 241H240V239L238 240ZM262 241V240H261ZM263 241H264V238H263ZM20 242V241H19ZM138 242V241H137ZM140 242V241H139ZM146 242V241H145ZM160 242H161V240H160ZM175 242L173 243V244H175ZM183 242V241H182ZM206 245L208 244L209 246L211 245V244H216V243H211V244H209V243H206L205 241H203ZM202 242V243H203ZM220 242V243H221ZM246 242V243H245ZM74 243V242H73ZM81 243V242H80ZM109 242H108V244H110ZM149 242H147V244H148ZM195 244V247L197 246V245H199V244ZM203 243V244H204ZM239 243H240V245L241 244H243L242 243V241L241 242H237V244L238 245H235V247L237 246L238 247V249L241 247V246H239ZM257 243H259V242H257ZM10 244V243H9ZM71 244V243H70ZM101 244V243H100ZM99 244V245H100ZM104 244V243H103ZM115 244H116V242H115ZM118 244H119V242H118ZM126 244V243H125ZM135 244H137V243H135ZM143 244H144V242H143ZM146 244V245H147ZM153 244H154V242H153ZM166 244V243H165ZM169 244H170V242H169ZM192 244H194V243H192ZM191 244V245H192ZM203 244H201V245H203ZM246 244V245H247ZM249 244V245H250ZM262 244H263V242H262ZM11 246H12V244H10ZM13 245H16V244H13ZM23 245V244H22ZM58 245V244H57ZM114 245V244H113ZM127 245V244H126ZM206 245H205V247L204 246H202V247H200V245H199V248H202V249H204V250H207V247H206ZM219 245V244H218ZM246 245H243V246H246ZM252 245H253V243L251 244V248H252ZM7 246H9V245H7ZM10 246V247H11ZM69 246H71V245H69ZM104 246H105V244H104ZM107 246V247H106ZM104 248H108V246L109 245H106ZM111 246V245H110ZM137 246H138V244H137ZM161 246H163V245H161ZM216 246V245H215ZM220 246H221V244H220ZM219 246V247H220ZM233 246V247H232ZM262 246H264V244L262 245ZM58 247V246H57ZM80 247V246H79ZM79 247H78V249H79ZM112 247V246H111ZM116 247V246H115ZM119 247V246H118ZM144 247V246H143ZM175 247H177V246H175ZM204 247V248H203ZM212 247V246H211ZM210 247V249L209 250H211L212 248ZM221 247H223V249H224V245L223 246H221ZM220 247V248H221ZM230 247H232V248H230ZM237 247H236V249H237ZM250 247L249 246H246V247H242V249L244 250V248H247V249H245V250H248V248H249V250H250ZM259 247H260V245H259ZM1 248V247H0ZM14 248V247H13ZM21 248V247H20ZM59 248V247H58ZM69 248V247H68ZM70 248H73V247H70ZM83 248V247H82ZM101 248H102V246H101ZM101 248H100V250H101ZM110 248V247H109ZM108 248V249H109ZM148 248H149V246H148ZM164 248V247H163ZM163 248H162V250H163ZM170 248V247H169ZM172 248H174V246L173 247H171L170 249L171 250H174V252L176 251L175 249H172ZM190 248V247H189ZM8 249V248H7ZM10 249V248H9ZM8 249V250H9ZM55 249V248H54ZM135 249V248H134ZM146 249V248H145ZM144 249V250H145ZM151 249H152V247H151ZM165 249V248H164ZM170 249H166V251H168L169 252V250ZM184 249H186V248H184ZM183 249V250H184ZM196 249H198V246H197V248H194V250H196ZM214 249H215V247H214ZM235 249V251L236 252H238L237 250ZM241 249V250H242ZM253 250H254V248H252ZM251 249V250H252ZM1 250V249H0ZM2 250H3V248H2ZM18 250V249H17ZM59 250V249H58ZM58 250H56V251H58ZM110 250V249H109ZM113 250V249H112ZM111 250V251H112ZM121 250V249H120ZM119 250V251H120ZM130 250V249H129ZM183 250H180L179 249V252L181 253V251H183ZM189 249H187L186 251H188ZM191 250V249H190ZM192 250H193V248H192ZM200 251H197V252H201L202 250L201 249H199ZM203 250V251H204ZM209 250H207V252H210ZM216 250V249H215ZM226 250V251H227ZM243 250H242V253H244L245 252V250H244V252H243ZM248 250V251H249ZM67 251H70V250H67ZM66 251V252H67ZM83 251H84V249H83ZM86 251H87V249H86ZM89 251H90V249H89ZM91 251H93V250H91ZM128 251V250H127ZM136 251V250H135ZM147 251V250H146ZM154 251V250H153ZM159 251V250H158ZM157 251V252H158ZM161 251V250H160ZM178 251V250H177ZM211 251H214L213 249L211 250ZM9 252V251H8ZM71 252V251H70ZM70 252H67V253H70ZM73 252V251H72ZM97 252H99V250L97 251ZM96 252V253H97ZM102 252V251H101ZM107 252H108V250H107ZM105 253V251H104V253H103V255H102V253H100L101 254V256H102V258H103V256H104V258H105V254H106V256L110 253V252H108V253ZM113 252V251H112ZM111 252V253H112ZM133 252V251H132ZM149 252V251H148ZM156 252V253H157ZM165 251H163V253H164ZM173 254H174V252L173 251H171ZM179 252H176L175 254L178 256L180 253ZM184 253H185V250L183 251ZM195 253H196V251H194ZM193 252V253H194ZM217 252H220V251H218L217 250ZM230 252V251H229ZM228 252V253H229ZM232 252V254H230L229 253V256L227 255V258L228 257H230V256H232L233 258H236L237 260H238V258H237V255L238 256H240V251L238 252L239 254H233V253H235L234 251H231ZM255 252L256 251H252L251 253H254L255 254ZM260 254H261V252L260 251H258ZM263 252V251H262ZM95 253V254H96ZM115 253H117V251L115 252ZM120 253H122V251H120ZM143 253H144V251H143ZM153 253H155V252H153ZM162 253V254H163ZM179 253V254H178ZM212 253V255H214V256H212L210 253H205V254H210L209 255V257L208 258H211L210 256H212V258L214 259V258H217L218 259V255L219 254H221V253H218V255L216 256L215 255V253H213V252H211ZM225 253V252H224ZM224 253H222V254H224ZM248 253V252H247ZM246 253V254H247ZM258 253V254H259ZM13 254V253H12ZM71 254V253H70ZM93 254H94V252H93ZM175 254H174V256L171 254V253H169V255H172L173 257H175ZM182 254V253H181ZM188 254V253H187ZM197 254V253H196ZM202 254L204 255V253L202 252ZM202 254H201V256H202ZM225 254H227V252L225 253ZM245 254V253H244ZM248 254H250V253H248ZM247 254V255H248ZM254 254H252V255H254ZM257 254V255H258ZM263 254H264V252H263ZM263 254H261V255H256V257H254L255 258V262H259V263H262V264H264L263 262H264V256H263ZM89 255H92V253H90ZM99 255V254H98ZM118 257H119V254H116ZM145 255V254H144ZM152 255H154V254H152ZM160 255V254H159ZM164 255H165V253H164ZM162 256V260H163V262L165 261V263H163V264H166V262L167 263H171V264H174V261L172 260V259H174L175 261H177L176 259L178 258V257H176V258H173L172 257V261H173V263H172V261L169 259V258H167L168 259V261H170V262H168V261H166L167 259H164V257L165 256ZM169 255H166V256H169ZM190 255H191V257H190ZM198 255V254H197ZM1 256V255H0ZM11 256V255H10ZM95 256H97V254L95 255ZM94 256V257H95ZM111 256V255H110ZM110 256H107L109 259L112 257H110ZM128 256V255H127ZM141 256V255H140ZM140 256H139V258H140ZM143 256V255H142ZM142 256H141V258H142ZM155 256H157L156 254H155ZM190 258H189V257ZM201 256H198L197 258H196V261L198 260L199 261V259H202V261H201V264H205V262L203 263V260H205L206 261V264H208V262L209 261H211V259H209V260H206L205 259V256H203V257H201ZM225 256V255H224ZM242 256V255H241ZM255 256V255H254ZM5 257V256H4ZM86 257V256H85ZM84 257V258H85ZM88 257V256H87ZM99 257V256H98ZM113 257H114V252H113ZM112 257V258H113ZM118 257H116V259H115V257L113 258L115 261H118V262H113V263H115V264H119V260H121L120 258H122L123 260H124V262H126V260L124 259V257H122V255L120 256V258H118ZM126 257V256H125ZM145 257V256H144ZM144 257L142 258V260H144ZM159 257H161V256H159ZM158 257V258H159ZM180 257V256H179ZM192 257H195L194 256V254H191V252L187 255V258L188 259H190L191 260V258ZM207 257V256H206ZM222 257V256H221ZM6 258V257H5ZM91 258H93V256L91 257ZM95 258H97V257H95ZM103 258V259H104ZM108 258H106V260H108ZM150 258V257H149ZM151 258H152V256H151ZM157 258V257H156ZM157 258V260H156V262L158 261L159 263L162 261L161 259L159 260ZM166 258V257H165ZM181 258H182V256H181ZM180 258V259H181ZM223 258V257H222ZM231 258V257H230ZM251 258H252V256H251ZM254 258H252V259H250V261H248L249 263H254L253 262V259ZM0 259H2V258H0ZM11 259V258H10ZM9 259V260H10ZM88 259V258H87ZM94 259V258H93ZM98 259V258H97ZM113 259H110V261L111 260H113ZM137 259V258H136ZM145 259H147L148 260V258H145ZM154 259H155V257H154ZM153 259V260H154ZM179 258H178V261L180 260ZM187 259V260H188ZM192 259H194V261H195V258H192ZM212 259V260H213ZM217 259H215V261H213V262H216V264H222V262H223V260L220 258L219 260H217ZM226 259V258H225ZM229 259V258H228ZM228 259H227V262L226 261H224V262H226V263H223V264H227L228 263ZM240 259V258H239ZM4 260V259H3ZM5 260H7V259H5ZM12 260V259H11ZM51 260V259H50ZM53 260V259H52ZM83 260V259H82ZM105 260V259H104ZM106 260H105V262L104 263H106ZM123 260H121V262L123 261ZM130 260V259H129ZM147 260H144L143 261V264H144V262L146 261L147 263L146 264H150V262H148ZM186 260V261H187ZM189 260V261H190ZM222 260V261H221ZM231 260V261H230ZM229 260V262H232V259H230ZM247 260V258L245 259V261ZM54 262H52V264L54 263L55 264V260H53ZM95 262H94V264L96 263H98L99 262V260H98V262H96V260H94ZM134 261V264H135V260H133ZM177 261V262H178ZM181 261V260H180ZM179 261V262H180ZM183 262H184V260H182ZM181 261V262H182ZM191 261H193V260H191ZM199 261V262H200ZM217 261H219V262H217ZM221 261V262H220ZM241 261V260H240ZM244 260H243V262H245ZM5 262V261H4ZM46 262V261H45ZM49 262V261H48ZM84 262V261H83ZM83 262H82V264H83ZM102 262H103V260H102ZM120 262V264H122ZM129 261H128V259H127V263H128ZM131 262H132V260H131ZM141 262V259H139V263ZM154 262V261H153ZM152 262V263H153ZM179 262H178V264H179ZM234 263L236 262V260L235 261H233ZM247 262V261H246ZM245 262V263H246ZM248 262L246 263V264H248ZM10 263V262H9ZM56 263H58V262H56ZM104 263H102V264H104ZM112 263V264H113ZM130 263V262H129ZM138 263V264H139ZM162 263V262H161ZM189 263V262H188ZM190 263H194V262H190ZM209 263H212V261L211 262H209ZM239 263H241V262H239ZM257 263H255V264H257ZM6 264V263H5ZM51 264V263H50ZM79 264H81V263H79ZM85 264H87V262L85 263ZM100 264V263H99ZM107 264H110V262L108 263L107 262ZM158 264V263H157ZM181 264V263H180ZM184 264V263H183ZM196 264V263H195ZM197 264H198V262H197ZM200 264V263H199ZM213 264V263H212ZM235 264H238V263H235ZM241 264H243V263H241Z\"/></svg>", "mask_w": 264, "mask_h": 264}, {"label": "built area", "instance_id": "2783aa9c", "mask_svg": "<svg viewBox=\"0 0 264 264\" xmlns=\"http://www.w3.org/2000/svg\"><path fill=\"white\" fill-rule=\"evenodd\" d=\"M192 130V122L191 120H185L179 126V132L182 136L188 137Z\"/></svg>", "mask_w": 264, "mask_h": 264}]
</instances>
